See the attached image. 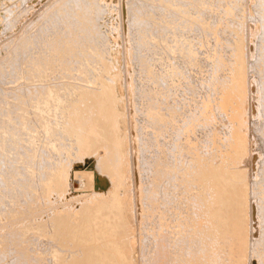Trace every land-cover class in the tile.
<instances>
[{"label":"rangeland","instance_id":"374dc122","mask_svg":"<svg viewBox=\"0 0 264 264\" xmlns=\"http://www.w3.org/2000/svg\"><path fill=\"white\" fill-rule=\"evenodd\" d=\"M170 1L171 0H168V1L164 0V1H162L163 2V4H162V2H160V0H0V87H1L0 92L2 93V94H0L1 95L0 96V99H1L0 105H2L4 110L1 109L2 107L0 109L3 110L2 114L5 113L4 114L5 116L0 115L1 116L0 120L4 121L2 123V125H4V126L1 125L2 121L0 122V126H2L3 128L6 127V128H4V129H6L5 130L6 134H3L2 132H0V134L2 133V135H0L1 136L0 139L5 142L4 143L0 140V142H1L0 143V157H1L0 161L2 160L0 162V171H1V169L4 170V168H5L4 165H6V163L7 164L9 163V165H11L10 167H12L13 165L15 167V164H16V166L19 167V164L21 165L24 162V160L26 161L28 159L26 161L27 163H25V166L28 164L31 165L34 161V165H32V167L33 166L36 167V163H37V166L39 164V169H36L35 167H34V169L40 170L42 172L43 166H45L46 163H47L46 166H48V167L54 166L55 163H57L60 159V161H65L67 163L66 166H69L71 164H76L75 166L73 165V168L75 167L74 171L77 170V172H74V173H76L73 176L74 179L72 178L68 184V186H69L68 189H70V190L67 189L68 192L71 191L72 194H76V193L79 194L80 192L85 191L84 189H86L87 186H85L86 188L83 187L84 189H82V188H80L81 190L78 189V181L75 180L76 179L75 176L76 177L79 176L78 171L80 173L81 171H83V169L89 172L90 171L89 165L91 164V162L93 160L87 161V164H85V162H83L81 160L78 161V158H76V155L74 153H73V156H71L72 153L67 155V156L65 154H63V156L58 159L57 157H55L57 155L53 156V154H55V152L50 151V155L52 154L51 155L52 161H48L45 158V155L49 154L50 147H48V144L46 145L47 148L45 147V144H46L45 140H44L45 137H43L45 135L43 134L42 131H40L41 127L36 128V129L39 128L37 130V133H36V131L33 130L34 131L33 133L34 134L36 133L37 135L39 134L38 136L37 135L36 136L41 138V141H40L36 137L39 145H35V149H38L37 146L38 147L40 146L42 148V145H43L46 150L41 149V150H43V151H41L40 148H39V150L41 152L38 150H35V151L39 152L38 153L39 156L38 157L33 156V159H32V156L29 155V154H31L30 153L31 147L27 146V145H29V144H27L28 143L27 138L29 137V135L25 132V130H23V129H25V127H23V125H22V120L19 121L20 120L19 115H20V113H26L25 116L29 117L28 114H30L29 120L32 121V120L37 119L38 117L41 118L42 117V115H40V112H41V114H43V117L40 120L45 119V117H47L49 119H51V118L53 119L55 116H57V114L54 113L53 108H50L51 106L53 107V104L50 105L52 103L51 101H50L51 103L50 102L48 104L46 103L47 106L45 105V103L40 102V104L37 105V106H39L38 108H40V109H37V106H35L33 104H35L40 98L41 99H43V97L47 98L45 96H47L48 93L55 94L57 91L58 93L63 94V93H66L68 91L67 94L73 95L74 90H71L73 88V86H74V88H76V90L80 89V87H81V86H79L80 84L83 86V87H81L80 90H77V91H82V88H85L84 87L85 85H86V88L90 89L92 87L91 89L95 90L96 88L99 89L102 83H104V84L107 83V85H109V87H110V85L113 86L114 80L116 79V81H117L119 79L117 82L120 81V83H119L120 85L124 83V85H122V87H121L120 95L125 96L124 87L127 91L133 93V95H134V102H135V105H137V106L134 105L136 108V110L134 111V113H135L134 118H135V123H136L135 127H136L137 138H138V140L136 139V141H138L137 146L140 150V154H146L147 155V156L146 155L145 156L140 155V157H139V164L140 165L138 164V168H139V170L141 169V172H142L141 182H140L139 186L145 188L144 196L142 198V203H143L145 209L148 210L146 213L148 215H146L145 217H142L141 223L136 222L133 224L134 229H135V232H134V250H132L131 255H133V253H134V255L131 256V258H130L133 260H128V262L131 261L130 264L131 263L132 264H169V263L170 264L171 263L172 264H221L220 261L222 260V264H227V263L228 264H233V263L239 264L245 258V260H243L240 264H242L243 262H244L243 264H264V251H263L264 250V145L262 147V144H264V0H192V1H190V0H175L177 2L176 6H175L176 3L173 4L175 2L174 0H172L173 3ZM199 1H201L200 4H199ZM202 1L205 3H203ZM165 2L169 3V6ZM170 3L172 5H170ZM164 4L167 5L168 7L165 6ZM197 5L199 6V8ZM91 7H92V9H91ZM165 7H167V8H165ZM171 7H174L173 9L176 11L172 10ZM178 10H179V12H178ZM193 13H195V14H193ZM190 14H192V15H190ZM200 14L202 15V17ZM193 15H194V17L192 20L191 18ZM196 16H198V17H196ZM167 20H169V21L167 22ZM195 20H197V22H195ZM166 22L169 24H167ZM190 22H191V24H190ZM198 22H199V24H198ZM85 24H86V27H85ZM200 24H202L203 26ZM76 25H77V27H76ZM252 25L257 26V31L256 30H252V32L249 31V28ZM79 28L81 31L79 30ZM84 28H85V30H82ZM180 32L182 34H179ZM183 32H185V33L183 34ZM249 32H250V35H249ZM74 33H76V34H74ZM166 33H169V35L168 34L166 35ZM38 34H39V36H38ZM70 35H71V37H70ZM149 35H150V37H149ZM186 35H187V37H186ZM180 37H181V39H180ZM38 38H40V39H38ZM166 38H168V39H166ZM165 39H166V42H164ZM48 40H51L50 43L52 41H53V43L54 42L55 43L54 44L51 43V45H50V43H48ZM168 40H169V42H168ZM167 42L170 45L167 44ZM188 42L190 43V45ZM236 42H237V44H239V46L240 45L241 46L239 47L238 45H236ZM240 43H242V44H240ZM248 43L252 44L254 46V51H251V52L248 51V48H247ZM72 44H73V46H72ZM53 46H54V48L56 47L58 49L57 51L60 50V52L59 53L57 51L54 52V50L56 48L55 49L52 48ZM60 46H63V50H65V52L63 50H61L62 47H60ZM175 46L178 48V50L176 49ZM191 46H193V47H191ZM21 47H22V51H20ZM23 47H25V48H23ZM26 47H27V50H26ZM50 48H51V50L53 49V51H52L53 53H51ZM169 48L173 49V50H170ZM24 49L26 52L24 51ZM36 49L38 51V54H41V52H42V54L40 56L37 54ZM174 49L177 51V52H175V54H174ZM68 50H69V53L67 55L66 51H68ZM17 51L19 53H17ZM39 51H40V53H39ZM49 51H50V53H49ZM62 51L65 53V55L62 53ZM169 51H171V52H169ZM172 51H173V53H172ZM237 51L238 52L240 51L239 52L240 54L237 53ZM188 52H190V54ZM125 53H126V55H125ZM26 54H28V57L26 56ZM47 54H50V55L48 56ZM53 54L55 56L52 57ZM61 54H63L65 56V58L63 55H62L63 56L62 57ZM164 54H165V56H164ZM241 54L244 55V66H241V63H240L239 57H241ZM36 55H38V56H36ZM57 55H58V57H57ZM72 55H73V57H72ZM158 55H161V56H158ZM183 55H185V56H183ZM187 55L189 56V58L187 57ZM34 56H36L37 58ZM44 56H46V57L48 56L49 58L50 57H52V58L57 57V59L52 60V58H50L49 61L50 60L51 61L49 62L48 57H47V59H46L47 63H46V61L43 60L46 58ZM60 56H61L62 60L58 59V58H60ZM99 56L103 57V59H101ZM29 57L32 59L34 58V60L36 58V60L31 61L32 59H29ZM83 57L87 61V64L90 65L89 68H88V65H86L83 62V61H85ZM95 57L96 58L98 57V58L96 59ZM26 58L29 62L31 61L30 65L33 67L32 73H34V76L32 73L29 72V70L32 71V67L28 64L29 62L26 60ZM63 58L65 61L63 60ZM66 58L69 60L68 63H67ZM197 58H198V61L196 60ZM37 59L39 60L40 65H39ZM72 59H75V60H72ZM24 60H26V61H24ZM56 60H58V61H56ZM59 60L62 61L61 63L63 64V67H62V64L59 62ZM100 60H102V61H100ZM36 61L38 64L35 66ZM43 61H45V63ZM72 61H73V63H72ZM81 61H82V63H81ZM106 61H108L107 63H109L108 64L109 66L106 65L107 64ZM196 61L199 63L197 64ZM33 62H34V64H33ZM65 62H66V64H65ZM102 62H103V64H105V63L106 64L103 65ZM237 62H239V63H237ZM25 63H27V64H25ZM41 63H42V67H43L42 71L44 72V68H45V71H48L44 75H42L43 74L42 71H39L41 69L40 68ZM55 63L57 65H55ZM74 63H76V64L73 67L72 65ZM78 63L80 64V67L77 66V65H79ZM22 64H24L25 66H23ZM43 64L45 67L43 66ZM47 64L50 66H52V64H53L54 68L52 69V67H50V66L47 67ZM82 64H84V65H82ZM97 64H98V66H97ZM11 65H13V66H11ZM94 65H95V67L92 68V66H94ZM167 65H169L170 67ZM237 65H238V67H237ZM58 66H60V67H58ZM66 66H67V68H66ZM68 66L70 67V70H69ZM81 66H85L88 69L81 67ZM105 66L108 68H106ZM25 67L26 68L28 67L27 68L28 72L26 71ZM49 67H50L51 71H50V69L46 70V68H49ZM61 67L64 70L66 68V70L62 71L59 74V72L62 70ZM78 67H79V69H78ZM143 67H148L147 69L148 70L150 69V71L152 70L153 73L154 72L157 73V71H158V73H157L158 77L156 78V81L154 83H152V84L156 83L155 87L158 89V95L156 97H157L158 101H157V103L155 102V104H153V105H155L158 108V111L160 110L159 112H162V113L166 112L165 113L166 115L164 114L163 119H161L157 123V127L158 126L162 127V128H160L161 130L159 129V127L155 128L156 124H155V126H153L154 123L152 126L148 125L150 128L148 126L146 127L145 126L146 124L144 123V121L146 122L145 117H147V115L143 111V107H140L144 103L140 104L139 101L142 100L144 102V100L141 99L140 94H139L140 92L138 91L141 89V87H138V86L142 85L141 84V82L143 81L142 77H145V75L143 73H141V70L143 69ZM236 67L238 69H241L239 71L243 72L245 70V73H246L245 78H246V81L248 80V82H247L248 84L246 83L247 85H246V89H245L246 94H244L245 97L243 100H241L238 96L235 98L231 97L230 96L231 94L228 92L234 88L235 85H233V83H236V81H235L236 77L235 76L237 75L236 73L238 72V69H236ZM76 68H77V70H76ZM82 68L87 70V72H85V70L82 71ZM242 68H244V69H242ZM21 69H23L24 71L23 70L21 71ZM67 69L69 72L67 71ZM10 70H11V72H10ZM71 70L77 71V72L76 73L73 72L70 74ZM79 70L81 71V73ZM166 70H168V71H166ZM236 70H237V72H236ZM36 71H37V73H36ZM40 72H41V75L39 76ZM97 72H99V73H97ZM35 73H36V76H35ZM79 73H80V75L81 74L82 75L80 76ZM90 73H92V74H90ZM95 73H96V77H95ZM125 73H127L128 75ZM65 74H66V76H65ZM75 74H76V76H74ZM83 74L85 75V77L83 76ZM105 74L107 77L105 76ZM72 75H73V77H71ZM92 75H93V77H92ZM42 76H44V77H42ZM110 76H111V78H110ZM129 76H130V78L127 79ZM65 77H66L67 82H64ZM74 77H76V79ZM78 77H79V79L81 77V80H79ZM125 77H127V78H125ZM70 78H71V80H70ZM73 78H74V80H73ZM82 78H84V79H82ZM96 78H97V80H95ZM101 78H102V81L100 80ZM105 78H106V80L108 79V81L109 80L113 81V83L111 81L110 82L112 84L109 82H106ZM98 79L100 80V83H99ZM144 79H146V78H144ZM76 80L78 81L79 85H77ZM89 80L90 81L93 80V81L90 82ZM103 80H104V82H103ZM254 80H255V82H254ZM49 81H50V84H49ZM52 81H53V83H52ZM58 81H61V83L62 82H64V83L59 84ZM116 81H115V83H116ZM151 81H152V79H151ZM37 82H39V83H37ZM144 82H142V83H144ZM67 83L69 84V86L67 85ZM87 83H89V84L87 85ZM98 83L100 84V86ZM40 84H41V86H40ZM126 84H128V85H126ZM48 85L49 86L51 85L50 88L52 86L54 87V88H52L53 91L50 88H48L49 87ZM44 86L46 88H44ZM66 86H67V88H65ZM126 86H127V88H126ZM23 87H25V89H23ZM2 88H4V89H2ZM13 88H14V91H13ZM58 88H59V91L57 90ZM35 89H37V90H35ZM44 89H45V91H43ZM62 89H63V91H62ZM7 90H8V92H7ZM32 90H33V92H32ZM46 90H47V92H46ZM12 91H13V93H12ZM24 91H26V92H24ZM40 91L41 92L43 91V92L40 94ZM45 92H46V94H45ZM23 93H24V95H23ZM228 93H229V95H228ZM74 95L72 97L76 98L75 97L76 95L75 96ZM158 96H159V98H158ZM228 96H229V99H228ZM6 97L10 99V105H12L14 103L17 106L15 105V106H12V108H11V106L9 105V99H7ZM29 97H30V100H28ZM3 98L7 99V100L5 99L6 102L2 101ZM26 98H28V99H26ZM33 98H34V101L32 103ZM253 98H254V102L252 101ZM28 101H30V103ZM22 102H26V104L22 103ZM160 102H162V103H160ZM136 103H139V104H136ZM242 103H243V107H242L243 111L242 110L240 111L239 105ZM42 104H44V107ZM254 104H255V106L257 105V107H254ZM21 105H22V108H21ZM9 106H10V108H9ZM13 108H15L16 111H14L15 109L13 110ZM26 108L28 109V111H30L29 113H28ZM32 109H34L36 111L35 113H37V114L34 113V115H36L35 116L36 118L34 117L35 119H33V117H32L33 114H31V112L33 113V111H34ZM41 110H43L44 112ZM259 110H260V112H259ZM17 111L18 112L20 111V112L16 118L15 115H16ZM46 112H47V114H46ZM140 112L144 113V115L141 114ZM8 113L10 115H8ZM48 113L49 114L51 113V114L49 115ZM171 113L173 115H171ZM11 115L14 117V118L12 117L14 120L11 119V117L9 118V116H11ZM44 115H45V117H44ZM47 115H49L51 117H49ZM6 116H8V117H6ZM59 116L62 119H60ZM143 116H144V119H143ZM3 117H5V118L2 119ZM172 117L176 121H174ZM240 118H243L242 121L240 120L241 123H239V121L237 120ZM6 119H7V122H5ZM8 119L12 120V122L16 121L18 123V125H20L19 127L16 128V129H18V133H17V136L19 135L18 137L16 136V133L14 131L16 123H14V124L11 123V126L14 125L13 126L14 128H12V130H10L11 126L5 125V123H8V124L10 123V120H8ZM38 119H37V121H38ZM59 119L61 120L60 122L58 121ZM29 120H28V118L25 119V123L27 121L30 122ZM62 120H64L63 117L61 115H58V117H56V119L55 118L53 119V121H55V123L54 122L53 123L60 125L61 122L65 121V120L64 121H62ZM249 121L251 124L249 123ZM160 122H161V124H160ZM243 122H245V123H243ZM162 123H164V124H162ZM142 124L143 125L145 124L144 127L142 126ZM166 124H167V127L165 126ZM170 124H171V126H170ZM231 124H232V126H231ZM203 125H204V129L202 128ZM211 126H213V127L215 126V127L213 128ZM234 126H235V129H234ZM153 127L156 129V131L154 130ZM232 127L234 130H232ZM1 128H0V131H2ZM20 128H21V130H20ZM127 128H128L127 126H124V127L122 126V128L120 129V132L121 133H127L126 137H127V141H128V151H129V148L131 150V145L133 142L131 140V132H129V128H128V130H127ZM141 129H143V130H141ZM7 130H9L10 132L8 133ZM19 130H20V132H19ZM125 130H127V131L125 132ZM141 131L143 133H147L148 138L146 135L144 136V134H142ZM157 131H159V132L157 133ZM182 131H184V132L182 133ZM234 131H235V133L233 136ZM242 131L244 132L245 138L248 139L246 141L247 142L246 146H248V147H245L246 153L244 156H242V154L240 152H238L239 148L236 149V147H235L236 143H237L236 135L238 132L243 133ZM41 132L43 135L41 134ZM59 132H60V130L58 131V133ZM14 133H15V135H14ZM24 133H26V135H24ZM150 133H151V135H150V139H149ZM10 134L14 135V138L17 137V138H15L16 140ZM4 135H6V137L8 135V138L4 137L7 140H5V139L3 140L2 137ZM142 135L144 138L146 137L145 138L146 140L143 139ZM25 136L26 137L28 136V137L26 138ZM247 136H248V138H247ZM21 137H24L23 143L21 142V141H23V140H21L22 139ZM12 138L15 140V143L18 142L17 145H19L21 143V145H19L20 147L19 146L17 147V145L14 143H12L13 145L11 144V141L14 142L12 140ZM9 139L11 140L10 142H9ZM141 139L144 140L142 142L143 143L145 142V144H146V141H147V143L149 142V144H151L152 147H154V149H152V147H150L151 145L149 146V144H148L147 146L150 147V148H148L144 144L145 150H142V147H143L142 144L143 143L141 142ZM229 139H230V141H229ZM42 140H44V141H42ZM7 141L11 144L12 148L9 149V146H8L9 144ZM39 141H40V143L42 142L41 143L42 145L39 143ZM156 141H157V143H156ZM37 142H36V144H37ZM152 142H154V143L152 144ZM193 142H195V143H193ZM218 142H219V144H218ZM2 143L4 144L3 146L5 147L4 148L5 151H3V147L1 146ZM179 143H181V144H179ZM23 144H25L24 147H26L27 150L29 149L27 154H26L27 150L22 146ZM160 144L163 146H161ZM251 144H252V146H251ZM14 145H16V152H13L15 155H13L14 158L12 159L13 156L11 154H12V150L15 148ZM6 146L8 148H6ZM216 146H217V148H216ZM1 147H2V149H1ZM21 147H23L24 150ZM228 147H230V148H228ZM20 148L23 152L20 150ZM253 148H256V150L255 149L253 150ZM99 149H98V152L102 153V149L101 150H99ZM177 149H180V151ZM186 149L188 152L186 151ZM231 149L233 152L231 151ZM8 150H10L11 152H9ZM259 150H261V152ZM17 151L20 152V155L22 157H20L19 152L17 155ZM1 152H5L6 155H4V153H2V155H3V157H2ZM6 152H8V154H10V157L7 156ZM46 152H48V153H46ZM255 153H257V154H255ZM22 154H25L26 157ZM40 154H42V155H40ZM224 154H225V156H224ZM236 154H237V156H236ZM16 155H17V157H20V159L18 158L17 161H13L16 158L15 157ZM27 155H28V157H27ZM238 156H240V157L238 158ZM35 157L37 159L34 160ZM228 157H229V159H228ZM241 157H243V158H241ZM21 159H22V161H19ZM30 159L32 160V163L28 162ZM149 159H150V161H149ZM240 159H241V161H240ZM31 160H30V162H31ZM36 160H38L40 162L38 163ZM143 160L149 161L150 163L147 162L148 164H146L144 162L145 163L144 164ZM18 161L21 163H18ZM17 163H18V165H17ZM230 163H232V164H230ZM103 164H106V163H103ZM149 164H151V165H149ZM154 164L156 165V167ZM228 164H230V165H228ZM235 164H237V166H235ZM240 164H242V165H240ZM144 165H146V167H148V168L146 169V167ZM159 165H160V167H158ZM105 166H106V168L109 167V165H105ZM208 167H209V170H208ZM198 168H199V170H198ZM235 168L237 170L239 169V171L242 169L241 170L242 174L235 173V171H234V170H236ZM253 168H254V170H252ZM17 169H19V168H17ZM21 169H24V166L20 168V175H18L19 179L17 176H16L17 178H14V176L11 177L10 179L8 178V180H14V182L18 181L16 183L17 186L14 183H12L11 181H9V183H10V185H9L7 182V179H5V178L4 179L6 181L1 180L0 183L3 184V181H4L6 184V182H7L8 185L3 184V186H5V189H6L5 191L7 193L9 192V194H11V192H14L13 189H16V188L18 190L19 189L22 190L23 192L19 190L20 193L18 191H15L14 194L13 193L12 194H13V196L16 195V197H17L16 193H18L19 194L18 197L23 200L24 198L29 199L30 195L29 194H28L29 196L27 195V190H29V187L27 189L24 188V187H27L26 185L23 187L21 186L19 188L18 183H19L20 178H22V177L26 178L28 175V174L26 175L24 171H23L24 172L23 173ZM194 169H195V172H193ZM200 170L201 171L205 170V171H204V173H202ZM206 170H208V171H206ZM224 170H226V171L228 170V171L226 172ZM237 170H236V172H239ZM160 171L163 174H161ZM186 171L187 172L189 171L190 173L193 172V174L192 173L190 174L189 172L187 173ZM245 171L247 174L245 173ZM41 172H39L40 173L39 174L36 171L37 176L38 175L41 176L42 175ZM92 172L94 174L91 173L92 176L90 175L91 176L90 179L92 180V182H94L93 180H95V182H96L97 181L96 173L93 170H92ZM199 172H201V173H199ZM0 173H1L0 175H2V172H0ZM99 173H101V172H99ZM140 173H139V175H140ZM223 173H224V175L226 174L224 177H223ZM229 173H231V175ZM233 173L235 174L237 179L239 180V178H240V180H241L240 182H243V183L238 184L237 183L238 180L236 181V178H235ZM21 174H23L24 176L21 177ZM36 174H33V176L35 175V178H37ZM157 174H158V176H157ZM201 174H202V176H201ZM211 174H213L212 176L215 177V178H212V179H214L213 180L214 182H212V183H216V184H212V183L209 184V181H207L208 180L207 177L210 179L209 176H211ZM214 174L215 175L219 174L218 176H220L219 178L221 180V181L219 180L220 184L218 183V180L216 179L217 175L215 176ZM98 175H100V174H98ZM103 175L106 177V174L102 172V174L100 176H103ZM229 175H230V177H228ZM241 175H242V177L243 176L244 177L243 178L240 177ZM189 176H191V177L189 178ZM204 176L206 177L207 180L204 178ZM197 177H198V179H197ZM225 177H227V178L225 179ZM231 177H234L233 178L234 181ZM0 178L2 179V176H0ZM27 178H29V177H27ZM245 178H247L246 179L247 181L245 180ZM195 179L197 181H195ZM201 179H203V180H201ZM222 179H223V181L225 179L224 183H223ZM231 179H232V181H231ZM108 180L109 179H107V183L109 182ZM206 181H207V183H206ZM232 182H234V184H231ZM244 183H246L245 185L247 186L245 188L246 189V202H247L246 203L247 204V210H246L247 228H246V226H245V228L247 229V233L243 234V232L246 231V229H243L241 231V237H240V235H238V233L236 232L239 230H237L234 223H231L233 221L232 220L233 216L230 213V212H232V210L230 211V207L228 205L232 204V201L230 199V202H227V199L225 201V198L227 196H229L228 194H226V192L227 193L229 192L230 197H232V199H233L235 197V195H233L231 192L232 188L237 187L238 185L240 186L241 184L243 185ZM2 184H0V185H2ZM227 184L229 186H232V188L231 187L227 188V187H229ZM189 185H191V186H189ZM205 185H207V187ZM223 185L225 186V188L223 187ZM9 186L13 189H11ZM211 186H212V190H211ZM217 186H219V187H217ZM260 186H261V188H260ZM7 187H9V188H7ZM0 188L2 189V186ZM23 188L25 191L23 190ZM192 188H194V189H192ZM219 188H222L221 189L222 191ZM243 188H244V186H243ZM218 189L221 191V193ZM3 190H4V187L1 190L2 192H1L0 198H2L3 194H4V196L6 194L5 191L3 193ZM215 190H217L218 192ZM30 191H31V193L32 192L34 193V191L32 189ZM212 191H215L218 194H216L215 192H213V194H212ZM37 192H39V191H37ZM37 192H36V195H34V196L39 195V193H37ZM22 193H24L25 196H23ZM222 193H223V195H221ZM68 194H64L60 198L58 197L59 200L55 199L53 196L52 197L49 196L50 197L48 199L49 203L51 202L52 205L54 203L56 204V205L54 204V206H53L54 208L52 207L54 210H52L51 204H50V206L48 205L49 208H47V205L45 207V204L42 202V199L40 197L39 198L37 197L38 200H37V198H36V200L38 202V206L40 209L38 211L39 212L38 216H36L37 213H35V216H34V214L28 213V214H26L28 217L24 216L25 217L24 221H21L22 220L21 218H20L21 220L20 219H17V220L15 219L14 221L10 220L11 223L12 222L16 223L15 225L13 223L11 224L12 227H15V228L17 225H18L17 228H19L20 226L22 228L24 226V224L25 225H27L28 223L31 224L32 221H33L32 224L35 223L36 226L38 225L39 232L37 234L32 233L33 236L30 237L28 235L27 238H24L26 236L21 237V238H24L23 243L21 242V244H23V247H25V243H28V245L27 244L26 245L29 248L27 249L26 252L29 251L31 254H30V256L28 255V253L26 255L30 257L29 258L30 264H32V262H33V264H46V263L47 264H52V263H54V264L60 263L61 264L62 260H63V262H62L63 264H64V262H65V264L66 263L67 264L68 263L69 264H73V263L79 264V262L81 264V263H83L82 261L84 259L86 260V258H88V259L90 258V256H88V255H85L88 257H84L83 255L84 254H90V250H87V252L89 251V253H86L87 247L85 248V246L91 242L85 241L84 239L82 240L80 238L81 235H80V231L78 230L79 227L76 226L80 220L76 218L78 220L76 222V224L73 222V221H75L74 220L75 217H73L74 211H72V210L73 209L78 210V206H77L78 203H76V199H78L80 196L74 195V197L72 198L73 195L69 196L71 194H69V195ZM196 194H198V195H196ZM214 194H216V195H214ZM218 195H219V197H218ZM220 195H221V197H220ZM225 195H227V196H225ZM9 196L11 197V195H9ZM9 196L7 198V195H6L3 198V200L0 199L3 201L2 205H0L1 211L4 208L3 204L5 203L4 205H6L5 210L2 212L9 210L8 206H11V204L14 205L15 203L21 204L22 205L21 208L24 207L22 200L18 199V197L16 198L17 200H15V203H13V202L11 203V201H10L11 198L9 199ZM26 196H28V197H26ZM75 196H76V198H75ZM198 196H199V201L201 202L203 200V202H204V203L201 202L202 205L204 204L206 206L203 205L204 207H201L202 205L200 206L198 204V202H196V201H198V200H196L198 198ZM203 196H204V199H203ZM215 196L217 197V200H214ZM22 197H24V198H22ZM213 197H214V199L212 200ZM131 198H132L131 196H125L123 198V201H124V199L129 201V200H131ZM218 198L219 199L223 198V199L219 200ZM8 199H9V202H8ZM50 199H52L54 201L52 202ZM69 199L75 200V202L70 201ZM194 199L196 201H194ZM4 200L9 203V204L7 203L8 206H7L6 202H4ZM18 200H20L21 203ZM55 200H56V202H55ZM23 201H24V205H25L26 202H25V200H23ZM219 201L221 203H223L225 201L226 203L225 202L224 203L227 204V205H225L226 207L224 206V204L219 205L220 204ZM68 202H72V203L70 204ZM213 202H214V204L217 203V206H219V207L213 205ZM195 203H197V204H195ZM207 203L208 204L210 203L209 205H211V206H208ZM249 203L251 205H249ZM68 204H70V205L68 207H66ZM195 205H197V206H195ZM17 206H18V204H17ZM64 206L67 209L64 208ZM76 206H77V208H76ZM212 206H214V208ZM221 206L223 207L222 210H221ZM254 206H256V207L254 208ZM227 207H229V209ZM46 208L49 210V212L45 210ZM50 208H51V211H50ZM57 208L59 210L61 209V211L63 209L62 215H61V211L59 212L60 214L57 212L58 211ZM209 208L211 210H209ZM55 209L57 211H55ZM68 209L71 212V214L68 211ZM200 209H201V211L202 210L203 211L208 210L207 211L208 214H207V212L206 213L204 212L205 214L203 215V211H202V213H199ZM227 209L229 210L230 214L227 212L228 211ZM64 210H65V213H63ZM195 210H196V212L198 210L197 213H199L200 216L203 217L204 219L201 218L200 220H198V218H200V217L195 212ZM213 210H215L217 212H215ZM221 211H223V212L221 213ZM2 212H0V213H2ZM55 212L57 213L56 215H55ZM174 212H175V214H174ZM46 213H47V215H45ZM155 213L157 214V217H156ZM213 213L214 214L217 213L216 214L217 216H214ZM226 213H228V214H226ZM243 213L244 212H240V214H243ZM42 214H43V216H42ZM50 214H51V216H50ZM63 214H65L66 217L69 218L67 221L68 224H71L72 222L74 223V224H71L73 226H70V228H69V225H67V223L64 222V220H67V218L65 217V219H64L65 215H63ZM221 214H223V215H221ZM29 215H31V217ZM40 215H41V217H40ZM57 215H59V216H61V218L62 217L63 218L61 219L60 217H57ZM113 215H115V214H113ZM164 215H165V217H164ZM210 215H212V216H210ZM218 215H219V217H218ZM47 216L52 217V219L50 218V220H49ZM55 216L58 219H56ZM117 216H116V219L118 221L115 218H113V219H115V220H112L113 223H111V220L108 219L107 222H110L112 226L108 225L110 223L107 224V222L103 223V225L105 224L107 227L111 226V228L109 227V229H108L110 231L112 230V228L114 229V227H118L119 216L118 217ZM207 216H209V217H207ZM221 216H223L224 218ZM228 216H229V218H228ZM112 217L110 219H112ZM212 217H214V218H212ZM231 217H232V219H231ZM41 218H42V221H40ZM46 218H47V220H45ZM166 218L169 220H167ZM215 218H217L218 222L222 221V220H220V218H223V223L222 222H221V224L218 223V225L216 224V226H215V224H213V222H214L213 219H215ZM34 219H35V221H34ZM224 219L226 221H228L227 225H225L226 222H224ZM179 220L181 222H179ZM201 220H203L201 222L203 225L201 223H199ZM211 220H213V222ZM217 220H215V221H217ZM16 221H19V222H16ZM38 221H40L39 222L40 224L36 223ZM114 221L115 222L117 221L116 223H118V224H115ZM205 221H207V223L209 222V224H211L210 230L208 229V225L205 223ZM26 222H27V224H26ZM210 222H212V223H210ZM215 223H217V222H215ZM64 225L65 226L67 225L68 227H65ZM199 225H201L202 228ZM255 225H256V227H255ZM0 226H2V225H0ZM54 226H55V228H54ZM62 226H63V228H62ZM106 226L104 228H102L103 231H105ZM173 226H174V228H172ZM218 226L224 228V230L220 227L218 228ZM226 226H228V227H226ZM47 227H48V229H47ZM72 227H75L73 229V233H72ZM229 227H231V229H232L231 230L232 232H230V234H229V231H230ZM60 228H62V229H60ZM97 228H100V226L96 225V226H94L93 229L97 230ZM176 228L179 230H177ZM226 228H229V229H226ZM66 229H68L69 232ZM221 229H222V231H221ZM75 230H77V231H75ZM65 231H67L66 233H68V234H66ZM74 231L78 233V234L76 233V237L78 235V238H76L77 240L75 239L76 245L72 244L75 241L74 240V237H75ZM103 231L100 230L101 235H100L99 231H95L96 234L95 233L94 234H95V236L97 235L95 242L97 241V242H100L101 244H104V242L101 240L102 239V237H101L102 233H103V235H107L110 232H108L107 234H104ZM176 231L178 233H176ZM53 232H55V233H53ZM169 232L171 233V236H173V237L170 236ZM201 232L204 233L203 237H201L202 236ZM0 233H2V232H0ZM69 233L71 235H69ZM39 234L41 235V237ZM222 234H223V236H222ZM224 234H225V238H224ZM158 235H160V237ZM227 235H228V237H227ZM230 235H231V238H230ZM244 235H245V238H243ZM38 236H39V238H38ZM64 236H66V237H64ZM69 236L70 237L73 236V238L72 237L70 238ZM151 236H153V237H151ZM155 236L157 239L155 238ZM157 236L160 239H158ZM29 237H30V240H28ZM222 237L224 238V240ZM246 237H247V240H245ZM0 238H1V235H0ZM19 238H18V241L21 240ZM32 238H34L35 241ZM40 238L43 241H41ZM45 238H47V239H45ZM53 238H54V240H53ZM55 238H58V239H55ZM99 238H100V240L98 241L97 239H99ZM228 238H230L231 241H229L230 239H228ZM237 238H239V239H237ZM26 239H27V242H25ZM70 239H72V241ZM153 239H154V241H153ZM221 239L226 244V247L222 243ZM225 239L229 243L226 242ZM36 240H38L39 242L36 243ZM61 240L66 242L65 245H64V242H62ZM243 242L244 243L247 242L246 245ZM218 243H219V245H218ZM237 243H239V244H237ZM242 243L244 244L245 247L247 246L246 247L247 249H245L247 252L246 255L244 253L245 250L244 251L242 250L243 248H245V247H243ZM97 244H99V243H97ZM29 245H31V246H29ZM58 245L60 247H58ZM83 245H85V246L81 247ZM222 245L225 248L222 247ZM7 246H8V249H6V250L4 248H2V249L0 248V258H2L0 260V264H4L3 262L7 263L8 261H9L8 262L9 264H14L15 262H16V264H27V260H26V262H25V260H22V262L24 261L23 263H21V262L17 263L18 261H17V259L16 260L14 259L15 256L13 257V255H17L19 253H16V250H15L16 248L14 249L13 245H10V246L7 245ZM62 246L65 249L62 248ZM71 246H72V248L73 247L74 248L72 249ZM233 246H235V247H233ZM238 247H239V249H237ZM76 248H78V249H76ZM227 248H228V250H226ZM56 249H57V251H56ZM2 250H4V251L2 252ZM14 250H15V253H13ZM224 250L226 253L224 252ZM233 250H234V254L231 255L229 252L233 253ZM10 251H11L12 255H10L11 254ZM76 251H79L80 253H78ZM43 252L46 256L43 255ZM55 252H56V254H55ZM72 252H74V253H72ZM239 252H240V256L243 254L242 255L243 259L239 258V260H241L240 262L238 260V257H236V256H238ZM174 253H175V255H174ZM258 253L260 255H258ZM262 253H263V256H262ZM39 254H40V256H39ZM79 254H81L82 256ZM32 255L37 256L36 259H35V256L33 258ZM222 255L223 256L225 255L224 258ZM228 255H229V257L231 256L230 259L232 261H230V259H228V258L226 259V257ZM61 256H63V257H61ZM233 256H235L236 258ZM83 257H84V259H83ZM19 258L23 259V257L21 258V256L18 257V259ZM48 258H50V259H48ZM233 258H235V260L238 261V263H235L236 261ZM32 259H34V260H32ZM41 259H43L44 261ZM219 259H221V260H219ZM2 260H4V261H2ZM52 260H53V262H52ZM57 260H58V263H57ZM59 260H61V262ZM93 260L94 259L91 260L92 264L94 263ZM97 260L98 259H96L94 261L97 264H99L97 262ZM72 261H73V263H72ZM86 261L90 263V260H86ZM224 261H227V262H224ZM35 262H37V263H35ZM44 262H46V263H44ZM101 262H100V264H101ZM28 264H29V262H28Z\"/></svg>","mask_w":264,"mask_h":264},{"label":"bare ground","instance_id":"6f19581e","mask_svg":"<svg viewBox=\"0 0 264 264\" xmlns=\"http://www.w3.org/2000/svg\"><path fill=\"white\" fill-rule=\"evenodd\" d=\"M162 1H164V0H160V2H162ZM168 1V0H167ZM175 1V0H174ZM190 1H192V0H190ZM155 2V1H154ZM170 2H172V0L170 1ZM181 2V1H180ZM197 2V1H196ZM200 2L201 1H199V4H200ZM203 2V1H202ZM168 6H169V3H167V2H165ZM173 3V2H172ZM176 3V4H175ZM203 3H205V2H203ZM153 4V3H152ZM162 4H163V2H162ZM173 4H175V6L177 5V2L175 1ZM183 4V3H182ZM207 4V3H206ZM205 4V5H206ZM165 5V4H164ZM167 5H165V6H167ZM170 5H172L171 3H170ZM167 6V7H168ZM180 6V5H179ZM178 6V7H179ZM193 6V5H192ZM198 6V5H197ZM203 6V5H202ZM167 7H165V8H167ZM195 7V6H194ZM201 7V6H200ZM94 8V7H93ZM172 8V10H174L173 8L174 7H171ZM183 8V7H182ZM198 8H199V6H198ZM91 9H92V7H91ZM174 11H176V10H174ZM188 11V10H187ZM186 11V12H187ZM178 12H179V10H178ZM190 12V11H189ZM183 13V12H182ZM192 13V12H191ZM189 14V13H188ZM193 14H195V13H193ZM190 15H192V14H190ZM201 15V14H200ZM161 17V16H160ZM164 17V16H163ZM187 17V16H186ZM193 17H194V15L192 16V20H193ZM196 17H198V16H196ZM201 17H202V15H201ZM204 17V16H203ZM77 18V17H76ZM200 18V17H199ZM202 19V18H201ZM199 20V19H198ZM203 20V19H202ZM80 21V20H79ZM169 20H167V22H168ZM189 21V20H188ZM191 21V20H190ZM82 22V21H81ZM166 22V23H167ZM194 22V21H193ZM195 22H197V20H195ZM202 22V21H201ZM79 24V23H78ZM167 24H169V23H167ZM188 24V23H187ZM190 24H191V22H190ZM189 24V25H190ZM193 24V23H192ZM198 24H199V22H198ZM200 25H202V24H200ZM186 26V25H185ZM203 26V25H202ZM76 27H77V25H76ZM83 27V26H82ZM85 27H86V24H85ZM202 28V27H201ZM208 28V27H207ZM87 29V28H86ZM203 29V28H202ZM77 30V29H76ZM79 30H80V28H79ZM82 30H85V28L84 29H82ZM88 30V29H87ZM252 30H256L257 31V26H251L250 28H249V31H251L252 32ZM81 31V30H80ZM77 32V31H76ZM85 32V31H84ZM78 33V32H77ZM170 33V32H169ZM169 33H166V35L168 34L169 35ZM185 32H183V34H184ZM74 34H76V33H74ZM178 34V33H177ZM179 34H182L181 32L179 33ZM178 34V35H179ZM187 34V33H186ZM190 35V34H189ZM249 35H250V32H249ZM38 36H39V34H38ZM191 36V35H190ZM37 37V36H36ZM47 37V36H46ZM70 37H71V35H70ZM145 37V36H144ZM149 37H150V35H149ZM175 37V36H174ZM186 37H187V35H186ZM189 37V36H188ZM192 37V36H191ZM251 37V36H250ZM154 38V37H153ZM178 38V37H177ZM241 38V37H240ZM239 38V39H240ZM34 39V38H33ZM38 39H40V38H38ZM44 39V38H43ZM46 39V38H45ZM166 39H168V38H166ZM166 39L164 40V42H166ZM174 39V38H173ZM180 39H181V37H180ZM249 39V38H248ZM42 40V39H41ZM172 40V39H171ZM175 40V39H174ZM193 40V39H192ZM35 41V40H34ZM50 41L51 40H48V43H50ZM55 41V40H54ZM188 41V40H187ZM195 41V40H194ZM39 42V41H38ZM168 42H169V40H168ZM167 42V44H169ZM178 42V41H177ZM240 42V41H239ZM28 43V42H27ZM51 43H53V41L51 42ZM51 43H50V45H51ZM55 43V42H54ZM53 43V44H54ZM68 43V42H67ZM66 43V44H67ZM173 43V42H172ZM179 43V42H178ZM177 43V44H178ZM189 43V42H188ZM196 43V42H195ZM32 44V43H31ZM39 44V43H38ZM165 44V43H164ZM181 44V43H180ZM193 44V43H192ZM240 44H242V43H240ZM34 45V44H33ZM40 45V44H39ZM170 45V44H169ZM188 45V44H187ZM189 45H190V43H189ZM236 45H238L239 46V44H237V42H236ZM23 46V45H22ZM30 46V45H29ZM64 46V45H63ZM63 46H60V47H62V49L61 50H63ZM72 46H73V44H72ZM167 46V45H166ZM177 46V45H176ZM175 46V47H176ZM241 46V45H240ZM239 46V47H240ZM32 47V46H31ZM40 47V46H39ZM58 47V46H57ZM66 47V46H65ZM183 47V46H182ZM191 47H193V46H191ZM19 48V47H18ZM23 48H25V47H23ZM29 48V47H28ZM52 48H54V46L52 47ZM56 48V47H55ZM54 48V49H55ZM59 48V47H58ZM70 48V47H69ZM167 48V47H166ZM172 48V47H171ZM174 48V47H173ZM188 48V47H187ZM248 51H254V46L252 45V44H249L248 43ZM33 49V48H32ZM39 49V48H38ZM71 49V48H70ZM170 49V48H169ZM176 49L178 50V48L176 47ZM185 49V48H184ZM190 49V48H189ZM194 49V48H193ZM17 50V49H16ZM26 50H27V47H26ZM40 50V49H39ZM50 50H51V48H50ZM58 49L56 48L55 50H54V52L55 51H57ZM75 50V49H74ZM170 50H173V49H170ZM19 51V50H18ZM17 51V53H19ZM20 51H22V47L20 48ZM24 51H25V49H24ZM35 51V50H34ZM36 51H37V49H36ZM41 51V50H40ZM40 51H39V53H40ZM53 51V49L51 50V53H53L52 52ZM64 52H65V50H63ZM62 51V53L65 55V53ZM73 51V50H72ZM184 51V50H183ZM188 51V50H187ZM26 52V51H25ZM30 52V51H29ZM32 52V51H31ZM58 53L60 52V50L59 51H57ZM169 52H171V51H169ZM168 52V53H169ZM175 52H177L175 49H174V54H175ZM240 52V51H239ZM238 51H237V53H239ZM48 53V52H47ZM49 53H50V51H49ZM68 53H69V50L68 51H66V54L68 55ZM172 53H173V51H172ZM184 53V52H183ZM189 54H190V52H188ZM21 54V53H20ZM37 54H38V51H37ZM41 54H42V52H41ZM41 54H38L39 56L41 55ZM57 54V53H56ZM63 54H61V56L63 55ZM162 54V53H161ZM170 54V53H169ZM180 54V53H179ZM240 54V53H239ZM18 55V54H17ZM34 55V54H33ZM38 55H36V56H38ZM45 55V54H44ZM48 56L50 55V54H47ZM59 55V54H58ZM58 55H57V57H58ZM63 55V56H64ZM71 55V54H70ZM101 55V54H100ZM125 55H126V53H125ZM172 55V54H171ZM192 55V54H191ZM26 56L28 57V54H26ZM36 56H34V57H36ZM43 56V55H42ZM41 56V57H42ZM47 56V57H48ZM53 56H55L54 54L52 55V57ZM61 56H60V58H58V59H61ZM62 56V57H63ZM96 56V55H95ZM158 56H161V55H158ZM164 56H165V54H164ZM183 56H185V55H183ZM238 56V55H237ZM22 57V56H21ZM44 57H46V56H44ZM47 57L45 58V59H43V60H45L46 61V59H47ZM52 57H50V58H52ZM57 57H55V58H52V60L53 59H57ZM67 57V56H66ZM71 57V56H70ZM72 57H73V55H72ZM100 57V56H99ZM168 57V56H167ZM187 57L189 58V56L187 55ZM192 57V56H191ZM194 57V56H193ZM197 57V56H196ZM195 57V58H196ZM239 57V56H238ZM237 57V58H238ZM24 58V57H23ZM37 58V57H36ZM36 58H35V60H36ZM49 57H48V61H49V59H50ZM64 58H65V56H64ZM64 58H63V60H64ZM84 58V57H83ZM96 58V57H95ZM98 58V57H97ZM96 58V59H97ZM101 59H103V57H100ZM170 58V57H169ZM194 58V59H195ZM25 59V58H24ZM29 59H32V58H30L29 57ZM39 59V58H38ZM37 59V61H38V63H39V65H40V62H39V60ZM41 59V58H40ZM67 59V58H66ZM105 59V58H104ZM161 59V58H160ZM192 59V58H191ZM222 59V58H221ZM239 59H240V63H241V66H244V55L243 54H241V57H239ZM26 60H27V58H26ZM26 60H24V61H26ZM34 60V58L31 60V61H33ZM34 60V61H35ZM62 60V59H61ZM61 60H59V62L61 63L62 61ZM71 60V59H70ZM72 60H75V59H72ZM80 60V59H79ZM78 60V61H79ZM84 60H85V58H84ZM92 60V59H91ZM197 61H198V58L196 59ZM15 61V60H14ZM21 61V60H20ZM28 61V60H27ZM30 61V62H31ZM37 61L35 62V66L38 64L37 63ZM41 61V60H40ZM45 61H43L44 63H45ZM51 61V60H50ZM49 61V62H50ZM56 61H58V60H56ZM65 61V60H64ZM63 61V62H64ZM68 59H67V63H68ZM86 61V60H85ZM85 61H83L86 65H88L87 64V61L85 62ZM100 61H102V60H100ZM161 61V60H160ZM164 61V60H163ZM196 61V63L198 64L199 62H197ZM29 62V61H28ZM30 62L28 63L29 65H30ZM42 62V63H43ZM48 62V63H49ZM53 62V61H52ZM58 62V63H59ZM104 62V61H103ZM103 62H102V64H103ZM108 61H106V63H107ZM165 62V61H164ZM13 63V62H12ZM42 63H41V69L39 70V71H42V69H43V67H42ZM46 63H47V61H46ZM72 63H73V61H72ZM81 63H82V61H81ZM105 63V64H106ZM149 63V62H148ZM152 63V62H151ZM150 63V64H151ZM166 63V62H165ZM193 63V62H192ZM237 63H239V62H237ZM25 64H27V63H25ZM33 64H34V62H33ZM62 64V63H61ZM65 64H66V62H65ZM76 63H74L72 66L74 67V65H75ZM79 64V63H78ZM105 64H103V65H105ZM109 63H107L106 65L107 66H109L108 65ZM20 65V64H19ZM23 66H25L24 64H22ZM21 65V66H22ZM55 65H57L56 63H55ZM59 65V64H58ZM71 65V64H70ZM82 65H84V64H82ZM11 66H13V65H11ZM22 66V67H23ZM28 66V65H27ZM31 66V65H30ZM29 66V67H30ZM34 66V65H33ZM43 66H44V64H43ZM48 66H50V65H48L47 64V67ZM61 66V65H60ZM60 66H58V67H60ZM65 66V65H64ZM77 66H79L80 67V64L79 65H77ZM89 66L90 65H88V68H89ZM97 66H98V64H97ZM102 66V65H101ZM100 66V67H101ZM153 66V65H152ZM164 66V65H163ZM167 66H169V65H167ZM195 66V65H194ZM32 67V66H31ZM45 67V66H44ZM50 67H52V69L54 68L53 67V64H52V66H50ZM50 67L49 68H46V70H48V69H50ZM56 67V66H55ZM62 67H63V64H62ZM61 67V71L59 72V74L62 72V71H65L66 70V68H67V66H66V68H65V70L63 69ZM69 67V66H68ZM79 67H78V69H79ZM81 67H84V68H87V67H85V66H81ZM93 67H95V65L94 66H92V68ZM106 67V66H105ZM104 67V68H105ZM170 67V66H169ZM172 67V66H171ZM237 67H238V65H237ZM236 67V69H238ZM20 68V67H19ZM28 68V67H27ZM27 68L25 67V69H26V71H27ZM37 68V67H36ZM87 68V69H88ZM103 68V67H102ZM106 68H108V67H106ZM148 67H143V69L141 70V73H143L144 75H145V77H142V79H143V81L142 82H144L145 80V82L144 83H142L141 82V86H138V87H141V89L140 90H138L140 93V97H141V99H143L144 100V102L142 101H139L140 102V104L141 103H144L142 106H140V107H143V111L146 113V115H147V117H145L146 118V122L144 121V123L146 124H144L146 127L149 125H153V123H154V125L153 126H155V124H156V127L155 128H158L157 127V123L161 120V119H163V116H164V114L166 113H162V112H159L158 111V108L155 106V105H153V104H155V102L157 103V95H158V89L155 87V85H156V83L155 84H152V83H154L155 81H156V78L158 77V75H157V73H158V71H157V73H153L152 72V70L150 71V69L148 70L147 69ZM150 68V67H149ZM174 68V67H173ZM240 68V67H239ZM24 69V68H23ZM23 69H21V71L23 70ZM31 69V68H30ZM56 69V68H55ZM54 69V70H55ZM60 69V68H59ZM75 69V68H74ZM96 69V68H95ZM129 69V68H128ZM171 69V68H170ZM242 69H244V68H242ZM35 70V69H34ZM69 70H70V67H69ZM76 70H77V68H76ZM81 70V69H80ZM79 70V71H80ZM83 70H85V69H83L82 68V71ZM91 70V69H90ZM127 70V69H126ZM154 70V69H153ZM239 70H241V69H238V72H237V70H236V83H233V85H235L234 86V88L231 90V91H228L231 95V97H239L241 100H243L244 99V94H246V92H245V89H246V85L248 84L247 82H248V80L246 81V78H245V75H246V73H245V70L242 72V71H239ZM24 71V70H23ZM38 71V72H39ZM50 71H51V69H50ZM56 71V70H55ZM67 71H68V69H67ZM78 71V72H79ZM89 71V70H88ZM166 71H168V70H166ZM170 71V70H169ZM10 72H11V70H10ZM28 72V71H27ZM29 72L30 73H32L33 72V67H32V71H30L29 70ZM46 72H48V71H45V68H44V72L42 71V75H44ZM69 72V71H68ZM76 73L77 71H72L71 70V72H70V74L71 73ZM85 72H87V70H85ZM84 72V73H85ZM94 72V71H93ZM100 72V71H99ZM99 72H97V73H99ZM126 72V71H125ZM172 72V71H171ZM36 73H37V71H36ZM36 73H35V76H36ZM51 73V72H50ZM66 73V72H65ZM80 73H81V71H80ZM80 73H79V75H80ZM164 73V72H163ZM169 73V72H168ZM8 74V73H7ZM16 74V73H15ZM33 74V76H34V73H32ZM49 74V73H48ZM47 74V75H48ZM67 74V73H66ZM66 74H65V76H66ZM90 74H92V73H90ZM107 74V73H106ZM106 74H105V76H106ZM110 74V73H109ZM108 74V75H109ZM125 74H127V73H125ZM19 75V74H18ZM27 75V74H26ZM25 75V76H26ZM30 75V74H29ZM41 75V72L39 73V76ZM82 75V74H81ZM80 75V76H81ZM128 75V74H127ZM126 75V76H127ZM171 75V74H170ZM49 76V75H48ZM47 76V77H48ZM63 76V75H62ZM74 76H76V74L74 75ZM83 76L85 77V75L83 74ZM82 76V77H83ZM173 76V75H172ZM42 77H44V76H42ZM59 77V76H58ZM70 77V76H69ZM71 77H73V75L71 76ZM92 77H93V75H92ZM95 77H96V73H95ZM100 77V76H99ZM107 77V76H106ZM40 78V77H39ZM38 78V79H39ZM75 79H76V77H74ZM74 78H73V80H74ZM87 78V77H86ZM90 78V77H89ZM110 78H111V76H110ZM117 78V77H116ZM125 78H127V77H125ZM130 78V76L127 78V79H129ZM144 78H146V79H144ZM48 79V78H47ZM78 79H79V77H78ZM82 79H84V78H82ZM88 79V78H87ZM118 79V78H117ZM151 79H152V81H151ZM235 79V78H234ZM64 80V79H63ZM70 80H71V78H70ZM79 80H81V77H80V79ZM86 80V79H85ZM84 80V81H85ZM95 80H97V78L95 79ZM99 80V79H98ZM101 81H102V78L100 79ZM100 80H99V83H100ZM105 80H106V78H105ZM119 80V79H118ZM117 80V81H118ZM88 81V80H87ZM90 81V80H89ZM91 81H93V80H91ZM90 81V82H91ZM111 80H109L108 81V79L106 80V82H109V83H113V81H111ZM115 81H116V79L114 80V85L112 86V85H110V87H109V85H107V83L106 84H104V83H102L101 84V86H100V84H99V86H100V88L99 89H95V90H92L91 88L89 89V88H86V85L84 86L85 88H82V91H77V90H80L81 89V87H83L81 84L79 85L78 84V81L76 80V83H77V85H79V86H81L80 87V89H77L76 90V88H74V86H73V88L71 89V90H74L73 91V95L76 97V98H74V97H72L70 94H67V92L66 93H63V94H60V93H58L57 91H56V93L55 94H52V93H48V95L47 96H45V97H47V98H44L43 97V99H39L35 104H33V105H35V106H37V105H39L40 104V102H42V103H45V105L47 106V104L50 102L51 104L50 105H52L53 104V107L51 106H49L50 108H53V110H54V113L55 114H57V116H55L54 118L56 119V117H58V115H61L62 117H63V119L65 120H62V121H64V122H61V124L60 125H57V124H54L55 123V121H53V119L51 118V119H49V118H47V117H45V115H44V117H45V119H43V120H40L42 117H43V114H41V112H40V115H42V117L41 118H39L38 116V121H37V119H35L36 117V115H34V113L36 112L34 109H32V110H34L33 111V113L31 112V114H33V119H35V120H32V121H30L29 119H30V114H28L29 115V117H27V116H25V114L26 113H20V115H19V117H20V120L19 121H21L22 120V125H23V127H25V129H23V130H25V132L29 135V137L27 138L26 136V138H27V140H28V143L27 144H29V145H27L26 143V145L27 146H30L31 147V149H30V153L31 154H29L30 156H32V159H33V156H36V157H38L39 156V152H37V151H35V150H38V151H40L41 149H45V147H46V145L48 144V147H50V149H49V154H46L45 155V158L48 160V161H52L51 159V155H50V151H54L55 152V154H53V156H55V155H57V156H55V157H57L58 159L59 158H61L62 156H63V154H65L66 156L67 155H69V154H71V156H73V153L76 155V158H78V161L79 160H81V161H83V162H85V164H87V161H90V160H93L92 162H91V164L89 165V172L88 171H86V170H84L83 169V171H81L80 173H79V171H78V174H79V176H75V180H77L78 181V189L79 190H81L80 188H82V189H84L83 187H85V186H87V190L86 189H84L85 191H83V192H80L79 194H72V192L70 191V192H68V190H70V189H68V184H69V182L71 181V179L73 178V176L76 174V173H74V172H77V170L76 171H74V168H73V165L75 166L76 164H71V165H69V166H66L67 165V163L65 162V161H60V159H59V161L57 162V163H55V165L54 166H46V164H45V166H43V170H42V172L40 171V170H35L34 169V167L35 166H33L32 167V165H34V161H33V163H32V160H31V162H30V160L28 161L29 163H32L31 165L30 164H28V165H26L25 166V163H27L26 161L28 160H24L23 158V160H24V162L20 165L19 164V167L18 166H16V164H15V167H14V165L12 166V167H10L11 165H9V163L7 164L6 163V165H4V170L3 169H1V171L0 172H2V175H0V176H2V179L0 178V181L1 180H5V179H7V182H8V184L10 185V183H9V181H11L12 183H14L15 185H16V183L18 182H14V180H8V178L10 179L11 177H13L14 176V178H17L18 177V175H20V168L21 167H23L24 166V169H21L22 170V172L24 171L25 172V174L27 175V177H29V178H23L22 176H24L23 174H21V177L22 178H20V180H19V183H18V185H19V188L22 186H27V187H24V188H28L29 187V190H27V195L29 194L30 195V198L29 199H26V198H24V197H22V198H24L23 200H25V205H24V201L21 199V198H19L18 196H19V194L18 193H16L17 194V197H18V199H20V200H22V203H23V208H21L22 207V205L21 204H19V203H15V200H17L16 198V195H14L13 196V194H14V192L15 191H18L19 192V190L16 188V189H13V188H11L10 186V188L11 189H13L14 190V192H11V194H9V192L7 193L5 190V186H3V184L4 185H6L7 184V182H6V184H5V182L3 181V184L2 183H0V184H2V185H0V187L2 186V189H3V187H4V190H3V193H4V191H5V196L7 195V198H8V196L9 195H11V197L9 196V199H10V201H11V203L13 202V203H15L14 205L13 204H11V206H8V202H9V199H8V202H6L5 200L7 199H5L4 200V202H6V204H7V206H8V209L9 210H6L5 212H2V211H4L5 210V207H6V205H4L3 204V210L1 211L0 210V212H2V213H0V225H2V226H0V232H2V233H0V235H1V238H0V248L2 249V248H4L5 250L6 249H8V246L7 245H13V247H14V249L16 250V253H19V254H17V255H13V257H14V259L16 260L17 259V263H23L22 262V260H25V262H26V260H27V264H28V262H29V264H30V260H29V256H30V252L28 251V252H26L27 251V249L29 248L27 245H28V243H25V247H23V244H21V242L23 243V241H24V238H27V236L29 235L30 237L31 236H33V234L32 233H34V234H37L38 232H39V228H38V225L36 226L35 225V223L34 224H32V222H31V224H27V222H26V224L27 225H25L24 224V226L21 228V226L19 227V228H17L18 227V225L16 226V228L15 227H12V223L10 222V220H17V219H20L21 221H24V216H26V217H28L26 214H28V213H31V214H34V216H35V213H37L36 214V216H38L39 214V206H38V202H37V200H38V198L40 197L41 199H42V202L45 204V207H46V205H47V208H49V206H50V204H51V202L49 203V201H48V199L50 198L49 196H53L55 199H58V197L60 198L62 195H64V194H71V195H69V196H72V198L74 197V195H77V196H80L78 199H76V203H78L77 204V206H78V210L77 209H73L72 211H74V216L73 217H75L74 218V220L75 221H73L75 224H76V222L78 221L77 219H79L80 221H79V223H77V225L76 226H78L79 227V231H80V238L83 240H85V241H88V242H91V243H89V244H87L86 246L85 245H83V246H81V247H84L85 246V248L87 247V249H86V253H89V251L87 252V250H90V254H84L83 256L84 257H88V256H90V258L88 259V258H86V260H90V263L92 264V262H91V260L92 259H94V260H96V259H98L100 262H101V264H130V262L131 261H129L128 262V260H133V259H130L131 258V256H133L134 255V253H133V255H131L132 253V250H134V232H135V229H134V226H133V224L134 223H136V222H139V223H141V219H142V217H145L146 215H148V214H146L147 213V211L148 210H146L145 209V207H144V205H143V203H142V198H143V196H144V191H145V188H143V187H140L139 185H140V182H141V175H142V172H141V169L139 170V168H138V164H139V157H140V155L141 156H145L146 154H140V150H139V148H138V146H137V142L138 141H136V139L138 140V138H137V132H136V123H135V118H134V111L136 110V108H135V106H137V105H135V102H134V95H133V93H131V92H129V91H127L126 89H125V87H124V90H125V96H123V95H120V92H121V87H122V85H124V83L123 84H119L120 83V81L119 82H117L116 81V83H115ZM126 81V80H125ZM173 81V80H172ZM4 82V81H3ZM56 82V81H55ZM59 82V84L61 83V81H58ZM64 82H67L66 81V77H65V80H64ZM64 82H62V83H64ZM103 82H104V80H103ZM148 82V83H147ZM234 82V81H233ZM254 82H255V80H254ZM37 83H39V82H37ZM52 83H53V81H52ZM61 83V84H62ZM75 83V84H76ZM111 83V84H112ZM247 83V84H246ZM47 84V83H46ZM49 84H50V81H49ZM56 84V83H55ZM89 83H87V85H88ZM94 84V83H93ZM96 84V83H95ZM140 84V83H139ZM151 84V85H150ZM44 85V84H43ZM67 85L69 86V84L67 83ZM126 85H128V84H126ZM28 86V85H27ZM40 86H41V84H40ZM49 86V85H48ZM47 86V87H48ZM51 86V85H50ZM50 86L48 87V88H50ZM130 86V85H129ZM232 86V85H231ZM250 86V85H249ZM30 87V86H29ZM28 87V88H29ZM32 87V86H31ZM76 87V86H75ZM1 88V87H0ZM21 88V87H20ZM43 88V87H42ZM41 88V89H42ZM44 88H46L45 86H44ZM52 88H54L53 86L50 88L52 91H53V89ZM65 88H67V86L65 87ZM64 88V89H65ZM126 88H127V86H126ZM232 88V87H231ZM251 88V87H250ZM2 89H4V88H2ZM23 89H25V87H23ZM34 89V88H33ZM94 89V88H93ZM28 90V89H27ZM30 90V89H29ZM35 90H37V89H35ZM58 91H59V88L57 89ZM77 92H76V91ZM13 91H14V88H13ZM13 91H12V93H13ZM43 91H45V89L43 90ZM42 91V92H43ZM55 91V90H54ZM62 91H63V89H62ZM132 91V90H131ZM7 92H8V90H7ZM19 92V91H18ZM17 92V93H18ZM24 92H26V91H24ZM32 92H33V90H32ZM41 91H40V94L42 93ZM46 92H47V90H46ZM46 92H45V94H46ZM51 92V91H50ZM65 92V91H64ZM136 92V91H135ZM37 93V92H36ZM58 93V94H57ZM62 93V92H61ZM229 93H228V95H229ZM0 94H2L1 92H0ZM26 94V93H25ZM38 94V93H37ZM17 95V94H16ZM20 95V94H19ZM23 95H24V93H23ZM28 95V94H27ZM33 95V94H32ZM36 95V94H35ZM43 95V94H42ZM1 96V95H0ZM21 96V95H20ZM19 96V97H20ZM26 96V95H25ZM38 96V95H37ZM15 97V96H14ZM143 97V98H142ZM7 98V97H6ZM5 98V99H6ZM139 98V97H138ZM158 98H159V96H158ZM4 99V98H3ZM2 99V101H5V99L3 100ZM7 99H9V98H7ZM6 99V100H7ZM16 99V98H15ZM19 99V98H18ZM26 99H28V98H26ZM140 99V98H139ZM228 99H229V96H228ZM13 100V99H12ZM28 100H30V97H29V99ZM0 101H1V99H0ZM14 101V100H13ZM16 101V100H15ZM33 101H34V98H33V100H32V103H33ZM252 101L254 102V98L252 99ZM257 101V100H256ZM6 102V101H5ZM19 102V101H18ZM29 103H30V101H28ZM22 103H25L26 104V102H22ZM47 103V104H46ZM160 103H162V102H160ZM1 104V103H0ZM14 104V103H13ZM10 105V99H9V105L11 106V108H12V106H15L16 104H14V105ZM24 104V105H25ZM136 104H139V103H136ZM159 104V103H158ZM19 105V104H18ZM43 105V107H44V104H42ZM135 105V106H134ZM10 106H9V108H10ZM17 106V105H16ZM139 106V105H138ZM159 106V105H158ZM240 106V111L242 110V107H243V103L242 104H240L239 105ZM2 107V105H0V108ZM5 107V106H4ZM20 107V106H19ZM39 106H37V109H40V108H38ZM42 107V108H43ZM164 107V106H163ZM162 107V108H163ZM254 107H257V105L255 106V104H254ZM8 108V107H7ZM21 108H22V105H21ZM138 108V107H137ZM165 108V107H164ZM1 109H3L4 110V108L2 107ZM0 109V115H4V114H2V111L3 110H1ZM15 108H13V110H14ZM27 109V108H26ZM170 109V108H169ZM11 110V109H10ZM9 110V111H10ZM31 110V111H32ZM44 110V109H43ZM43 110H41V111H43ZM52 110V111H53ZM140 110V109H139ZM167 110V109H166ZM206 110V109H205ZM204 110V111H205ZM14 111H16V109L14 110ZM27 111H28V109H27ZM51 111V110H50ZM141 111V110H140ZM142 111V112H143ZM172 111V110H171ZM170 111V112H171ZM243 111V110H242ZM7 112V111H6ZM11 112V111H10ZM20 112V111H19ZM19 112L17 111V113H16V118H17V115L19 114ZM22 112V111H21ZM30 111H28V113H29ZM44 112V111H43ZM259 112H260V110H259ZM141 113V112H140ZM173 113V112H172ZM171 113V115H173ZM35 114H37V113H35ZM46 114H47V112H46ZM49 114V113H48ZM51 114V113H50ZM49 114V115H50ZM141 114H143L144 115V113H141ZM168 114V113H167ZM257 114V113H256ZM8 115H10L9 113H8ZM49 115H47V116H49ZM166 115V114H165ZM5 116V115H4ZM54 116V115H53ZM257 116V115H256ZM6 117H8V116H6ZM11 117V119H13L14 117L11 115V116H9V118ZM13 117V118H12ZM35 117V118H34ZM49 117H51V116H49ZM60 117V116H59ZM175 117V116H174ZM199 117V116H198ZM5 117H3L2 119H4ZM28 118V120L30 121V122H26L25 123V119H27ZM165 118V117H164ZM170 118V117H169ZM173 118V117H172ZM0 119H1V116H0ZM60 119H62L61 117H60ZM58 120L59 122L61 121V120ZM143 119H144V116H143ZM245 119V118H244ZM8 120H10V119H8ZM14 120V119H13ZM166 120V119H165ZM164 120V121H165ZM171 120V119H170ZM173 120H174V118H173ZM238 121H239V123H241L240 122V120L242 121L243 120V118H240V119H237ZM2 121V122H1ZM18 121V120H17ZM163 121V122H164ZM174 121H176V120H174ZM208 121V120H207ZM233 121V120H232ZM231 121V122H232ZM248 121V120H247ZM0 122H1V125H2V123L4 122L3 120H0ZM5 122H7V119H6V121ZM9 122V121H8ZM54 122V123H53ZM58 122V123H59ZM234 122V121H233ZM11 123H16L15 125V129H14V131H15V133H16V136H17V133H18V129H16L17 127H19L20 125H18V123L16 122V121H14V122H12V120H10V125L8 124V123H5V125L6 126H11ZM166 123V122H165ZM170 123V122H169ZM168 123V124H169ZM229 123V122H228ZM237 123V122H236ZM243 123H245V122H243ZM249 123H250V121H249ZM8 124V125H7ZM27 126H26V125ZM160 124H161V122H160ZM162 124H164V123H162ZM172 124V123H171ZM171 124H170V126H171ZM174 124V123H173ZM209 124V123H208ZM233 124V123H232ZM232 124H231V126H232ZM251 124V123H250ZM25 125V126H24ZM144 125L142 124V126L144 127ZM159 125V124H158ZM190 125V124H189ZM230 125V124H229ZM2 126H4V125H2ZM2 126H0V128L2 127ZM14 125H12L11 126V128H10V130H12V128H14L13 127ZM122 126L124 127V126H127L128 128H129V132H131V140H132V145H131V150H130V148H129V151H128V141H127V133H121L120 132V129L122 128ZM148 126V127H149ZM166 127H167V124L165 125ZM173 126V125H172ZM187 126V125H186ZM192 126V125H191ZM236 126V125H235ZM235 126H234V129H235ZM252 126V125H251ZM22 127V126H21ZM37 127H41L40 128V131H42L43 132V134L45 135V136H43V137H45L44 138V140H45V147L40 143V141H41V138H39V137H37L38 135L36 134L37 133V130L39 129H36ZM210 127V126H209ZM211 127H213V126H211ZM215 127V126H214ZM213 127V128H214ZM4 128H6V127H4ZM3 127L1 128L2 129V131H0V132H2L3 134H6V129H4ZM128 128H127V130H128ZM150 128V127H149ZM154 128V127H153ZM152 128V129H153ZM154 128V130L156 131V129ZM160 128H162L161 126L159 127V129ZM186 128V127H185ZM184 128V129H185ZM198 128V127H197ZM203 129H204V125H203V127H202ZM208 128V127H207ZM167 129V128H166ZM187 129V128H186ZM233 129V127H232V130H234ZM237 129V128H236ZM20 130H21V128H20ZM20 130H19V132H20ZM36 131V133L34 134L33 132L34 131ZM60 130V132L58 133V131ZM127 130H125V132L127 131ZM141 130H143V129H141ZM161 130V129H160ZM199 130V129H198ZM243 130V129H242ZM5 131V132H4ZM8 131V133L10 132L9 130H7ZM13 131V132H14ZM145 131V130H144ZM149 131V130H148ZM190 131V130H189ZM236 131V130H235ZM235 131L233 132V136H234V133H235ZM42 132H41V134H42ZM142 132V131H141ZM146 132V131H145ZM152 132V131H151ZM159 131H157V133H158ZM161 132V131H160ZM184 131H182V133H183ZM187 132V131H186ZM243 132V131H242ZM2 133L0 134V135H2ZM15 133H14V135H15ZM23 133V132H22ZM26 133H24V135H26ZM40 134V135H41ZM42 134V135H43ZM142 134H144V136L146 135L147 136V138H148V135H147V133H143L142 132ZM156 134V133H155ZM154 134V135H155ZM192 134V133H191ZM11 136H13V138H14V135H12V134H10ZM37 135V136H36ZM150 135H151V133L149 134V139H150ZM161 135V134H160ZM182 135V134H181ZM197 135V134H196ZM19 136V135H18ZM17 136V137H18ZM158 136V135H157ZM162 136V135H161ZM216 136V135H215ZM214 136V137H215ZM1 137V136H0ZM4 137H6V135H4L2 138H3V140L5 139V140H7L6 138H8V135H7V137L6 138H4ZM17 137H15V138H17ZM40 140L39 141V143L42 145V148L39 146H37V148L38 149H35V145H39L38 144V142H37V138ZM142 137H143V135H142ZM153 137V136H152ZM10 138V137H9ZM12 138V140L14 141V142H12L10 139H9V142L11 141V144L12 143H14V144H16L17 145V143L18 142H16L15 143V140ZM20 138V137H19ZM22 139L21 140H23L24 139V137H21ZM25 138V139H26ZM146 138V137H145ZM144 137H143V139H145ZM154 138V137H153ZM231 138V137H230ZM247 138H248V136H247ZM143 139H141V142L142 141H144ZM148 139V140H149ZM155 139V138H154ZM190 139V138H189ZM1 140V139H0ZM20 140V139H19ZM26 140V141H27ZM44 140H42V141H44ZM146 140V139H145ZM166 140V139H165ZM180 140V139H179ZM185 140V139H184ZM248 139H246L245 138V135H244V132L243 133H240V132H238L237 133V135H236V141H237V143H236V149H238L239 148V151L238 152H240L241 154H242V156H244L245 155V153H246V148L245 147H248V146H246V144H247V141ZM2 141V140H1ZM151 141V140H150ZM182 141V140H181ZM186 141V140H185ZM215 141V140H214ZM229 141H230V139H229ZM2 142H4V141H2ZM8 142V141H7ZM8 142V146H9V149L10 148H12L11 147V144ZM22 143L24 142V140L23 141H21ZM36 142H37V144H36ZM161 142V141H160ZM159 142V143H160ZM167 142V141H166ZM210 142V141H209ZM208 142V143H209ZM213 142V141H212ZM1 143V142H0ZM5 143V142H4ZM44 143V142H43ZM143 143V142H142ZM154 142H152V144H153ZM156 143H157V141H156ZM162 143V142H161ZM165 143V142H164ZM193 143H195V142H193ZM211 143V142H210ZM25 144H23L22 146L24 147V145ZM144 144H145V142L142 144V150H145V148H144ZM149 144V142L147 143V141H146V144H145V146L146 147H148L147 145ZM179 144H181V143H179ZM188 144V143H187ZM218 144H219V142H218ZM227 144V143H226ZM234 144V143H233ZM4 144L2 143V147H3V151H5L4 150V146H3ZM6 145V144H5ZM13 145V144H12ZM16 145H14V149L12 150V156L13 155H15L13 152H16ZM19 145H21V143L19 144ZM19 145H17V147L19 146ZM151 144H149V146H150ZM161 145V144H160ZM211 145V144H210ZM263 145L264 144H262V147H263ZM154 146V145H153ZM161 146H163V145H161ZM179 146V145H178ZM251 146H252V144H251ZM2 147H1V149H2ZM20 147V146H19ZM23 147H21V148H23ZM150 147H152V145L150 146ZM150 147H148V148H150ZM180 147V146H179ZM178 147V148H179ZM182 147V146H181ZM192 147V146H191ZM232 147V146H231ZM6 148H8L7 146H6ZM21 148H20V150H21ZM26 150H27V148L26 147H24ZM24 148H23V150H24ZM39 148H40V150H39ZM47 148V147H46ZM100 148V149H99ZM161 148V147H160ZM165 148V147H164ZM183 148V147H182ZM214 148V147H213ZM216 148H217V146H216ZM226 148V147H225ZM228 148H230V147H228ZM18 149V148H17ZM98 149L99 150H101L102 149V153H99L98 152ZM152 149H154V147H152ZM188 149V148H187ZM187 149H186V151H187ZM248 149V148H247ZM256 150V148H253V150ZM258 149V148H257ZM263 149V148H262ZM15 150V151H14ZM29 150V149H28ZM28 150H27V152H26V154L28 153ZM43 150H41V151H43ZM46 150V149H45ZM160 150V149H159ZM177 150H179L180 151V149H177ZM184 150V149H183ZM9 152H11L10 150H8ZM22 151V150H21ZM40 151V152H41ZM178 151V152H179ZM231 151H232V149H231ZM249 151V150H248ZM260 152H261V150H259ZM18 152L19 151H17V155H18ZM23 152V151H22ZM21 152V153H22ZM53 152V153H54ZM145 152V151H144ZM188 152V151H187ZM233 152V151H232ZM259 152V153H260ZM2 153H4V155H6L5 154V152H1V156L3 157V155H2ZM7 153V156H9L10 157V154H8V152H6ZM46 153H48V152H46ZM52 153V152H51ZM230 153V152H229ZM248 153V152H247ZM255 154H257V153H255ZM17 155L15 156L16 158V160L14 159L13 161H17L18 160V158L20 159V157H22L21 155H20V152H19V155H20V157H17ZM22 155H24L25 156V154H22ZM40 155H42V154H40ZM234 155V154H233ZM29 156V157H30ZM70 156V157H71ZM80 156V157H79ZM147 156V155H146ZM216 156V155H215ZM214 156V157H215ZM218 156V155H217ZM224 156H225V154H224ZM236 156H237V154H236ZM26 157V156H25ZM27 157H28V155H27ZM34 158V160L35 159H37V158ZM69 157V158H70ZM230 157V156H229ZM229 157H228V159H229ZM240 156H238V158H239ZM1 158V157H0ZM14 158V156L12 157V159ZM68 158V157H67ZM218 158V157H217ZM232 158V157H231ZM241 158H243V157H241ZM6 159V158H5ZM22 159L21 160H19V161H22ZM26 159V158H25ZM39 159V158H38ZM71 159V158H70ZM74 159V158H73ZM223 159V158H222ZM227 159V158H226ZM235 159V158H234ZM62 160V159H61ZM253 160V159H252ZM255 160V159H254ZM2 161V160H1ZM0 161V162H1ZM8 161V160H7ZM18 161V163H21V162H19ZM38 163L40 162V161H38V160H36ZM68 161V160H67ZM71 161V160H70ZM77 161V160H76ZM149 161H150V159H149ZM149 161H144L143 160V163L145 162L146 164H148V163H150ZM231 161V160H230ZM240 161H241V159H240ZM243 161V160H242ZM148 162V163H147ZM13 163V162H12ZM18 163H17V165H18ZM36 163V162H35ZM103 163H106V164H103ZM144 163V164H145ZM154 163V162H153ZM159 163V162H158ZM24 164V165H23ZM152 164V163H151ZM151 164H149V165H151ZM161 164V163H160ZM230 164H232V163H230ZM230 164H228V165H230ZM87 165V166H88ZM105 165H109V167H107L106 168V166ZM140 165V164H139ZM155 165V164H154ZM162 165V164H161ZM240 165H242V164H240ZM3 166V165H2ZM105 166V167H104ZM145 167H146V165H144ZM235 166H237V164H235ZM154 167V166H153ZM152 167V168H153ZM155 167H156V165H155ZM158 167H160V165L158 166ZM216 167V166H215ZM221 167V166H220ZM229 167V166H228ZM232 167V166H231ZM230 167V168H231ZM3 168V167H2ZM17 168H19V169H17ZM36 169H39V164H38V166H37V163H36V167H35ZM148 167H146V169H147ZM151 168V167H150ZM226 168V167H225ZM82 169V168H81ZM87 169V168H86ZM196 169V168H195ZM195 169L193 170V172H195ZM223 169V168H222ZM228 169V168H227ZM236 169V168H235ZM19 170V171H18ZM35 170V171H34ZM92 170L96 173V176H97V181L95 182V180H93L94 182H92V180L90 179V177L92 176V174H94L93 172H92ZM198 170H199V168H198ZM202 170V169H201ZM200 170V171H201ZM208 170H209V167H208ZM208 170H206V171H208ZM237 170V169H236ZM236 170H234L235 171V173H239V174H242V172H241V170L239 171V169L237 170V171H239V172H236ZM252 170H254V168L252 169ZM251 170V171H252ZM36 171L39 173V172H41V176H37V174H36ZM141 173H140V172ZM185 171V170H184ZM205 171V170H204ZM204 171H201L202 173H204ZM217 171V170H216ZM215 171V172H216ZM224 171H226V170H224ZM228 171V170H227ZM226 171V172H227ZM231 171V170H230ZM23 172V173H24ZM99 172H101V173H99ZM102 172L103 173H105L106 174V177L103 175V176H100L101 174H102ZM187 172V171H186ZM189 172V171H188ZM187 172V173H188ZM193 172H191L192 174H193ZM201 172H199V173H201ZM211 172V171H210ZM92 173V174H91ZM139 173H140V175H139ZM160 173H161V171H160ZM190 173V172H189ZM190 173V174H191ZM212 173V172H211ZM217 173V172H216ZM245 173H246V171H245ZM1 174V173H0ZM33 174H36V176H37V178H35V175L33 176ZM40 174V173H39ZM98 174H100V175H98ZM147 174V173H146ZM161 174H163V173H161ZM196 174V173H195ZM194 174V175H195ZM207 174V173H206ZM221 174V173H220ZM230 175H231V173H229ZM234 174V173H233ZM247 174V173H246ZM25 175V176H26ZM91 175V176H90ZM198 175V174H197ZM210 175V174H209ZM213 174H211V176H209L210 177V179L207 177V179H206V177L204 176V178L207 180V181H209V184H211L212 182H214L213 180L214 179H212V178H215L214 176H212ZM215 175V174H214ZM217 175V174H216ZM215 175V176H216ZM219 175V174H218ZM216 176V179L218 180V183H219V180H220V176ZM222 175V174H221ZM226 175V174H225ZM224 175V173H223V177L225 176ZM230 175L228 176V177H230ZM237 175V174H236ZM245 175V174H244ZM17 176V177H16ZM151 176V175H150ZM157 176H158V174H157ZM193 176V175H192ZM201 176H202V174H201ZM234 176H235V174H234ZM34 177V178H33ZM79 177V178H78ZM145 177V176H144ZM191 176H189V178H190ZM218 177V178H217ZM222 177V178H223ZM239 177V176H238ZM240 177H242V175L240 176ZM244 177V176H243ZM242 177V178H243ZM5 178V179H4ZM13 178V179H14ZM111 178V179H110ZM147 178V177H146ZM150 178V177H149ZM188 178V179H189ZM193 178V177H192ZM196 178V177H195ZM200 178V177H199ZM227 177H225V179H226ZM232 179L234 178V177H231ZM235 178H236V181L238 180L237 179V177L235 176ZM18 179H19V177H18ZM17 179V180H18ZM74 179V178H73ZM107 179H109L108 181V183H107ZM197 179H198V177H197ZM225 179H224V181H223V179H222V181H223V183L225 182ZM229 179V178H228ZM232 179H231V181H232ZM247 178H245V180H246ZM16 180V179H15ZM22 180V181H21ZM147 180V179H146ZM145 180V181H146ZM191 180V179H190ZM201 180H203V179H201ZM216 180V181H217ZM6 181V180H5ZM195 181H197L196 179H195ZM207 181H206V183H207ZM221 181V180H220ZM228 181V180H227ZM233 181H234V179H233ZM235 181V182H236ZM241 180H240V178H239V180H238V184L239 183H243V182H240ZM247 181V180H246ZM205 182V181H204ZM249 182V181H248ZM21 183V184H20ZM227 183V182H226ZM7 184V185H8ZM189 184V183H188ZM205 184V183H204ZM212 184H216V183H212ZM220 184V183H219ZM231 184H234V182H232ZM237 184V185H238ZM246 183H244L243 185L241 184L240 186L238 185L237 187H234V188H232V186H229L228 184V186L229 187H227V188H232V190H231V192H232V194L233 195H235V197L232 199V197H230V193L228 192H226V194H228L229 196H227V195H225V196H227L226 198H225V201H226V199H227V202H230V199H231V201H232V204H230V205H228L229 207H230V211L232 210V212H230L231 214H232V216H233V219H232V217H231V219L233 220L231 223H234V225H235V227L237 228V230H239V231H236L237 233H238V235H240V237H241V231L243 230V229H246L247 228V224H246V210H247V202H246V185H245ZM250 184V183H249ZM261 184V183H260ZM13 185V184H12ZM202 185V184H201ZM248 185V184H247ZM251 185V184H250ZM17 186V185H16ZM143 186V185H142ZM189 186H191V185H189ZM203 186V185H202ZM206 187H207V185H205ZM214 186V185H213ZM243 186H244V188H243ZM9 187H7V188H9ZM14 187V186H13ZM217 187H219V186H217ZM221 187V186H220ZM223 187L225 188V186L223 185ZM24 188H23V190H24ZM34 191V193L32 194L31 193V189ZM209 188V187H208ZM207 188V189H208ZM214 188V187H213ZM226 188V189H227ZM260 188H261V186H260ZM1 189V188H0ZM1 189V190H2ZM10 189V190H11ZM68 189V190H67ZM192 189H194V188H192ZM203 189V188H202ZM215 189V188H214ZM213 189V190H214ZM220 190L222 189V188H219ZM218 189V190H219ZM0 190V195H1V191ZM9 190V189H8ZM211 190H212V186H211ZM219 190V191H220ZM225 190V189H224ZM260 190V189H259ZM20 191H22V190H20ZM25 191V190H24ZM29 191V192H28ZM37 191H39V192H37V193H39V195L38 196H34V195H36V192ZM194 191V190H193ZM202 191V190H201ZM208 191V190H207ZM215 191H217V190H215ZM215 191H212V194H213V192H215ZM222 191V190H221ZM221 191H220V193H221ZM227 191V190H226ZM23 192V191H22ZM67 192V193H66ZM191 192V191H190ZM195 192V191H194ZM199 192V191H198ZM210 192V191H209ZM208 192V193H209ZM218 192V191H217ZM2 193V194H3ZM13 193V194H12ZM20 193V192H19ZM31 193V194H30ZM193 193V192H192ZM191 193V194H192ZM216 193V192H215ZM23 194V196H25V194L24 193H22ZM21 194V195H22ZM141 194V195H140ZM194 194V193H193ZM205 194V193H204ZM216 194H218V193H216ZM216 194H214V195H216ZM28 195V196H29ZM190 195V194H189ZM196 195H198V194H196ZM195 195V196H196ZM208 195V194H207ZM211 195V194H210ZM221 195H223V193L221 194ZM221 195H220V197H221ZM4 196V194H3V196H2V198H0V199H2L3 200V198L5 197ZM28 196H26V197H28ZM125 196H131L132 198H131V200H129V201H127V200H125L124 199V201H123V198L125 197ZM209 196V195H208ZM212 196V195H211ZM210 196V197H211ZM224 196V197H225ZM38 197V198H37ZM57 197V198H56ZM193 197V196H192ZM218 197H219V195H218ZM15 198V199H14ZM36 198H37V200H36ZM75 198H76V196H75ZM253 198V197H252ZM141 199V200H140ZM192 199V198H191ZM201 199V198H200ZM203 199H204V196H203ZM214 199V197L212 198V200ZM219 199V198H218ZM223 199V198H222ZM222 199H219V200H222ZM251 199V198H250ZM254 199V198H253ZM2 200H0L1 202V204L0 205H2V203H3V201ZM20 200H18L20 203H21V201ZM27 200V201H26ZM52 202L54 201V200H52V199H50ZM59 200V199H58ZM70 201H74L75 202V200H72V199H69ZM196 200H198V201H196ZM194 199V201H196V202H198V204L201 206L202 205V203L201 202H203V200L200 202L199 201V196H198V198L197 199ZM206 200V199H205ZM214 200H217V197L215 196V199ZM17 201V202H18ZM41 201V200H40ZM127 201V202H126ZM208 201V200H207ZM224 201V202H225ZM55 202H56V200H55ZM201 204H200V203ZM210 202V201H209ZM218 202V201H217ZM223 202V201H222ZM221 203L220 201H219V205H223L224 204V206L225 205H227V204H225V203ZM253 202V201H252ZM41 203V202H40ZM68 203H72V202H68ZM204 203V202H203ZM211 203V202H210ZM209 203V204H210ZM17 204H18V206H17ZM55 204V203H54ZM54 204L51 206V208L54 206ZM70 204H68L66 207H68ZM195 204H197V203H195ZM208 203H207V205L208 206H211V205H209ZM20 205V206H19ZM49 205V206H48ZM56 205V204H55ZM198 205V206H199ZM204 205V204H203ZM201 206V207H204V206H206V205H204V206ZM213 205H215V206H217V203L216 204H214V202H213ZM249 205H251L250 203H249ZM13 206V207H12ZM72 206V205H71ZM70 206V207H71ZM77 206H76V208H77ZM195 206H197V205H195ZM253 206V205H252ZM10 207V208H9ZM65 206H64V208H66ZM213 208H214V206H212ZM217 207H219V206H217ZM226 207V206H225ZM229 207H227L228 209H229ZM256 206H254V208H255ZM45 209L46 211H48L49 212V210L48 209ZM51 208H50V211H51ZM54 208V207H53ZM52 208V210H54ZM72 208V207H71ZM70 208V209H71ZM158 208V207H157ZM195 208V207H194ZM198 208V207H197ZM211 208V207H210ZM209 208V210H211ZM212 208V209H213ZM216 208V207H215ZM222 206H221V210H222ZM58 209V208H57ZM67 209V208H66ZM196 209V208H195ZM204 209V208H203ZM225 209V208H224ZM227 209V210H228ZM55 211H57L56 209H55ZM61 211V209L59 210L58 209V213ZM62 211H63V209H62ZM62 211H61V215H62ZM67 211V210H66ZM68 211H69V209H68ZM154 211V210H153ZM157 211V210H156ZM190 211V210H189ZM203 211V210H202ZM202 211H201V209H200V212L199 213H202ZM208 210H204L203 211V215L207 212ZM213 211H215V210H213ZM219 211V210H218ZM47 212V213H48ZM70 212V211H69ZM187 212V211H186ZM195 212H196V210H195ZM197 212H198V210H197ZM196 212V213H197ZM205 212V213H204ZM210 212V211H209ZM215 212H217V211H215ZM223 211H221V213H222ZM228 213H229V210L227 211ZM240 212H244L243 214H240ZM47 213L45 214V215H47ZM63 213H65V210H64V212ZM67 213V212H66ZM199 213H197L198 215H199V217L200 218H198V220H200L201 218L202 219H204L203 217H201L200 216V214ZM220 213V212H219ZM228 213H226V214H228ZM229 213V214H230ZM25 214V215H24ZM44 214V213H43ZM43 214H42V216H43ZM57 213L55 212V215H56ZM60 214V213H59ZM68 214V213H67ZM70 214H71V212H70ZM113 214H115V215H113ZM156 214V213H155ZM174 214H175V212H174ZM196 214V215H197ZM207 214H208V212H207ZM214 214V213H213ZM217 214V213H216ZM216 214H214V216H217ZM63 215H65V214H63ZM119 216V224L118 223H116L118 220L116 219V216ZM202 215V214H201ZM202 215V216H203ZM220 215V214H219ZM219 215H218V217H219ZM221 215H223V214H221ZM30 217H31V215H29ZM50 216H51V214H50ZM54 216V215H53ZM69 216V215H68ZM113 216V217H112ZM115 216V217H114ZM117 216V217H118ZM178 216V215H177ZM210 216H212V215H210ZM23 217V218H22ZM40 217H41V215H40ZM48 217V216H47ZM57 217H60L61 218V216H59V215H57ZM56 216H55V218L56 219H58ZM65 217H66V215L64 216V219H65ZM112 217V219H110ZM154 217V216H153ZM156 217H157V214H156ZM161 217V216H160ZM164 217H165V215H164ZM175 217V216H174ZM179 217V216H178ZM207 217H209V216H207ZM217 217V218H218ZM221 217H223V216H221ZM36 218V217H35ZM50 218L52 219V217H48V219L50 220ZM63 218V217H62ZM61 218V219H62ZM67 218V217H66ZM77 218V219H76ZM113 218H115L117 221L115 222L114 221V223L115 224H118V227H114V229L112 228V230L110 231V230H108L109 229V227L111 228V223H113V221L112 220H115V219H113ZM155 218V217H154ZM159 218V217H158ZM211 218V217H210ZM212 218H214V217H212ZM217 218H215V219H213L214 220V222H213V220H211L212 222H213V224H215V226H216V224L218 225V223H220L221 224V222L223 223V218H220V220H222V221H220V222H218V220H217ZM228 218H229V216H228ZM44 219V218H43ZM68 219L69 218H67V220H64V222L65 223H67V221H68ZM73 219V218H72ZM100 219V220H99ZM108 219L109 220H111V223L110 222H107L108 221ZM167 219V218H166ZM181 219V218H180ZM45 220H47V218L45 219ZM44 220V221H45ZM99 220V221H98ZM167 220H169V219H167ZM215 220H217V221H215ZM34 221H35V219H34ZM40 221H42V218H41V220ZM40 221H38V222H36V223H39ZM54 221V220H53ZM60 221V220H59ZM62 221V220H61ZM71 221V220H70ZM171 221V220H170ZM203 220H201L199 223H201ZM16 222H19V221H16ZM63 222V221H62ZM71 223V224H74V223ZM105 222H107V224L108 223H110V224H108V225H111V226H109V227H107L105 224V226H106V228H105V231H103V229L102 228H104L105 226L103 225V223H105ZM168 222V221H167ZM179 222H181L180 220H179ZM212 222H210V223H212ZM215 222H217V223H215ZM224 222H226L225 223V225H227L228 223V221H226L225 219H224ZM52 223V222H51ZM55 223V222H54ZM64 223V224H65ZM99 223V224H98ZM204 223V222H203ZM205 223L208 225V229L210 230V228H211V224H209V222L207 223V221H205ZM204 223V224H205ZM14 225L16 224V223H13ZM18 224V223H17ZM20 224V223H19ZM23 224V223H22ZM40 224V223H39ZM59 224V223H58ZM62 224V223H61ZM71 224H68L67 223V225H69V228H70V226H73V225H71ZM101 224V225H100ZM170 224V223H169ZM202 224V223H201ZM65 226V227H68V226ZM100 226V228H97V230L96 229H93L94 228V226ZM103 225V226H102ZM175 225V224H174ZM203 225V224H202ZM224 225V226H225ZM57 226V225H56ZM75 226V225H74ZM115 226V225H114ZM167 226V225H166ZM181 226V225H180ZM200 227H201V225H199ZM223 226V227H224ZM231 226V225H230ZM233 226V225H232ZM245 226H246V228H245ZM40 227V226H39ZM53 227V226H52ZM153 227V226H152ZM161 227V226H160ZM220 226H218V228H219ZM226 227H228V226H226ZM255 227H256V225H255ZM54 228H55V226H54ZM62 228H63V226H62ZM62 228H60V229H62ZM75 227H72V233H73V229H74ZM172 228H174V226L172 227ZM202 228V227H201ZM220 228H222V227H220ZM230 228V231H229V234H230V232H232L231 230V227H229ZM229 228H226V229H229ZM42 229V228H41ZM47 229H48V227H47ZM77 229V228H76ZM159 229V228H158ZM177 229V228H176ZM223 230H224V228H222ZM222 229H221V231H222ZM225 229V230H226ZM57 230V229H56ZM59 230V229H58ZM64 230V229H63ZM68 232H69V230L68 229H66ZM71 230V229H70ZM100 230H102L103 232H104V234H107L108 232H110V233H108L107 235H103V233H102V241L104 242V244H101L100 242H97V243H99V244H97L96 242H95V240H96V236H95V231H99V233H100ZM155 230V229H154ZM165 230V229H164ZM168 230V229H167ZM177 230H179V229H177ZM61 231V230H60ZM67 231H65V233L67 232ZM75 231H77V230H75ZM74 231V232H75ZM78 231V232H79ZM220 231V230H219ZM220 231V232H221ZM245 231V230H244ZM58 232V231H57ZM154 232V231H153ZM161 232V231H160ZM235 232V231H234ZM53 233H55V232H53ZM71 233V232H70ZM69 233V235H71ZM76 233L77 232H75L74 234H75V237H74V240L76 239V238H78V235H77V237H76ZM95 233V234H94ZM98 233V234H99ZM157 233V232H156ZM170 233V232H169ZM174 233V232H173ZM172 233V234H173ZM176 233H178L177 231H176ZM175 233V234H176ZM223 233V232H222ZM228 233V232H227ZM246 234L247 233V229H246V231L245 232H243V234ZM32 234V235H31ZM63 234V233H62ZM66 234H68V233H66ZM78 234V233H77ZM201 234H202V236L201 237H203V234L204 233H202L201 232ZM200 234V235H201ZM233 234V233H232ZM40 235V234H39ZM65 235V234H64ZM100 235H101V233H100ZM99 235V236H100ZM235 235V234H234ZM237 235V236H238ZM22 236H26V237H24V238H21ZM60 236V235H59ZM98 236V237H99ZM159 237H160V235H158ZM157 236V237H158ZM170 236H171V233H170ZM177 236V235H176ZM222 236H223V234H222ZM243 236V235H242ZM20 237V238H19ZM30 237H29V239L28 240H30ZM37 237V236H36ZM40 237H41V235H40ZM56 237V236H55ZM64 237H66V236H64ZM68 237V236H67ZM70 237V236H69ZM72 238H73V236H71ZM70 237V238H71ZM100 237V238H101ZM151 237H153V236H151ZM158 237V239H160ZM171 237H173V236H171ZM227 237H228V235H227ZM236 237V236H235ZM234 237V238H235ZM18 238L19 239H21V240H19L18 241ZM35 238V237H34ZM34 238H32L33 240H34ZM38 238H39V236H38ZM79 238V239H80ZM100 238L99 239H97L98 241L100 240ZM155 238H156V236H155ZM154 238V239H155ZM223 238V237H222ZM224 238H225V234H224ZM224 238H223V240H224ZM230 238H231V235H230ZM230 238H228V239H230ZM243 238H245V235H244V237ZM31 239V240H32ZM45 239H47V238H45ZM55 239H58V238H55ZM61 239V238H60ZM154 239H153V241H154ZM157 239V238H156ZM170 239V238H169ZM227 239V240H228ZM237 239H239V238H237ZM39 240V239H38ZM38 240H36V243H38L39 241ZM40 240H41V238H40ZM53 240H54V238H53ZM71 241H72V239H70ZM77 240V239H76ZM76 240L74 241V243H72L73 245L76 243ZM222 240V239H221ZM223 240H222V243L225 245V247H226V244L223 242ZM245 240H247V237H246V239ZM35 241V240H34ZM41 241H43V240H41ZM62 242H64L63 240H61ZM84 241V242H85ZM151 241V240H150ZM225 241H226V239H225ZM229 241H231V239L229 240ZM244 241V240H243ZM25 242H27V239L25 240ZM102 242V243H103ZM172 242V241H171ZM220 242V241H219ZM226 242H228V241H226ZM234 242V241H233ZM237 242V241H236ZM58 243V242H57ZM65 243L66 242H64V245H65ZM80 243V242H79ZM83 243V242H82ZM87 243V242H86ZM85 243V244H86ZM221 243V244H222ZM229 243V242H228ZM235 243V242H234ZM244 243V242H243ZM242 243V244H243ZM246 243L247 242H245L244 244L246 245ZM27 244V245H26ZM81 244V243H80ZM220 244V245H221ZM237 244H239V243H237ZM244 244H243V247H245L244 246ZM56 245V244H55ZM60 245V244H59ZM58 245V247H60ZM71 245V244H70ZM76 245V244H75ZM78 245V244H77ZM82 245V244H81ZM174 245V244H173ZM218 245H219V243H218ZM228 245V244H227ZM230 245V244H229ZM7 246V247H6ZM29 246H31V245H29ZM54 246V245H53ZM232 246V245H231ZM237 246V245H236ZM222 247H224L223 245H222ZM224 247V248H225ZM230 247V246H229ZM233 247H235V246H233ZM247 247V246H246ZM243 248L242 250L244 251L245 249H247V248ZM38 248V247H37ZM62 248H64L63 246H62ZM71 248H72V246H71ZM74 248V247H73ZM72 248V249H73ZM80 248V247H79ZM84 248V249H85ZM241 248V247H240ZM53 249V248H52ZM59 249V248H58ZM65 249V248H64ZM76 249H78V248H76ZM75 249V250H76ZM83 249V248H82ZM175 249V248H174ZM230 249V248H229ZM235 249V248H234ZM237 249H239V247L237 248ZM15 250H14V252L13 253H15ZM31 250V249H30ZM35 250V249H34ZM61 250V249H60ZM59 250V251H60ZM80 250V249H79ZM226 250H228V248L226 249ZM241 250V251H242ZM4 250H2V252H3ZM46 251V250H45ZM48 251V250H47ZM56 251H57V249H56ZM63 251V250H62ZM68 251V250H67ZM73 251V250H72ZM240 251V250H239ZM264 251V250H263ZM1 252V253H2ZM54 252V251H53ZM76 252H78V253H80L79 251H76ZM84 252V251H83ZM224 252H225V250H224ZM229 252V251H228ZM227 252V253H228ZM236 252V251H235ZM10 253H11V251H10ZM28 253V255L29 256H27L26 254ZM41 253V252H40ZM64 253V252H63ZM72 253H74V252H72ZM85 253V252H84ZM223 253V252H222ZM226 253V252H225ZM231 255L232 254H234V250H233V253H231V252H229ZM237 253V252H236ZM244 253H245V255H246V250L244 251ZM260 253V252H259ZM258 253V255H260ZM21 254V255H20ZM38 254V253H37ZM55 254H56V252H55ZM65 254V253H64ZM69 254V253H68ZM229 254V255H230ZM10 255H12V253L10 254ZM26 255V256H25ZM43 255H45L44 254V252H43ZM79 255H81V254H79ZM85 255H88V256H85ZM171 255V254H170ZM174 255H175V253H174ZM227 255V254H226ZM229 255L226 257V259L228 258V259H230L231 258V256L229 257ZM243 255V254H242ZM240 256V252H239V254H238V256H236V257H238V260H239V258H242L243 256ZM21 256V258L23 257V259H18V257H20ZM34 256L35 255H32V257L34 258ZM39 256H40V254H39ZM46 256V255H45ZM51 256V255H50ZM53 256V255H52ZM82 256V255H81ZM223 256V255H222ZM221 256V257H222ZM225 256V255H224ZM224 256H223V258H224ZM235 256H233V257H235ZM262 256H263V253H262ZM36 257L37 256H35V259H36ZM44 257V256H43ZM61 257H63V256H61ZM75 257V256H74ZM84 257H83V259H84ZM235 257V258H236ZM245 257V256H244ZM7 258V257H6ZM5 258V259H6ZM46 258V257H45ZM52 258V257H51ZM57 258V257H56ZM55 258V259H56ZM69 258V257H68ZM96 258V259H95ZM235 258H233L234 260H235ZM255 258V257H254ZM2 258H0V260H1ZM13 259V258H12ZM48 259H50V258H48ZM81 259V258H80ZM243 259V258H242ZM20 260V261H19ZM32 260H34V259H32ZM41 260H43V259H41ZM72 260V259H71ZM82 260V259H81ZM80 260V261H81ZM85 259L82 261L83 263H81V264H90L89 262H87ZM93 260V262L95 263V264H97L95 261ZM97 260V262L100 264V262ZM171 260V259H170ZM219 260H221V259H219ZM243 260H245V258L243 259ZM242 260V261H243ZM2 261H4V260H2ZM1 261V262H2ZM44 261V260H43ZM60 262H61V260H59ZM75 261V260H74ZM85 261V262H84ZM228 261V260H227ZM227 261H224V262H227ZM230 261H232L231 259H230ZM236 261V260H235ZM241 260H239V262H240ZM241 261V262H242ZM9 262V261H8ZM6 263V262H3L4 264L6 263V264H9V263ZM40 262V261H39ZM52 262H53V260H52ZM62 262H63V260H62ZM61 262V264H63ZM68 262V261H67ZM76 262V261H75ZM169 262V261H168ZM174 262V261H173ZM221 262V264H222V260L220 261ZM223 262V263H224ZM229 262V261H228ZM240 262V263H241ZM246 262V261H245ZM35 263H37V262H35ZM44 263H46V262H44ZM56 263V262H55ZM57 263H58V260H57ZM71 263V262H70ZM72 263H73V261H72ZM93 263V264H94ZM235 263H238V261H236ZM239 263V264H240ZM244 263V262H243ZM242 263V264H243ZM14 264H16V262L14 263ZM32 264H33V262H32ZM47 264V263H46ZM52 264H54V263H52ZM60 264V263H59ZM64 264H65V262H64ZM67 264V263H66ZM69 264V263H68ZM73 264H78V263H73ZM79 264H80V262H79ZM132 264V263H131ZM170 264V263H169ZM172 264V263H171ZM228 264V263H227ZM234 264V263H233Z\"/></svg>","mask_w":264,"mask_h":264}]
</instances>
